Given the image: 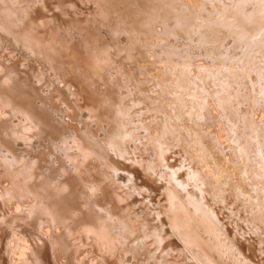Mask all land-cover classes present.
<instances>
[{
  "label": "rangeland",
  "instance_id": "rangeland-1",
  "mask_svg": "<svg viewBox=\"0 0 264 264\" xmlns=\"http://www.w3.org/2000/svg\"><path fill=\"white\" fill-rule=\"evenodd\" d=\"M10 1H11V3H10ZM0 0V5H1V8L3 9V10H5V9H7L8 10V8H9V10L7 11V10H5V11H7L8 12V14H10V12L12 11V10H16V12H19V10L21 9H19V7H20V3H19V0H15V1H17V2H15L14 0ZM13 1V2H12ZM22 1H25V0H22ZM32 1H35V0H32ZM31 0L30 1H25V3L24 2H22V7H23V13H25V16L27 17V16H30V13H31V17L30 18H26V20H25V22H23V24H22V26L24 27V29L26 28V31H28V32H26L27 33V38H26V42L29 44V47H28V49H27V61L28 62H30V61H32V60H30V59H33L34 61H32V62H30V63H28L27 62V64H31V63H33V65L32 66H34L33 68H36V67H38V68H36V69H34V71H33V69H32V71H31V69L30 68H28L29 66L26 64V60L24 59V60H22V62H21V60L18 58V53H19V47H17L15 50L13 49V50H10L11 48L10 47H13V48H15L14 46V43L13 42H11L12 40H10V39H5L4 37L2 38L1 36H0V54H1V56H0V59H3L4 61H5V63H10V61H11V63L10 64H12V62H14V61H16V63H18V61L17 60H19V63L18 64H20L19 66H18V64H16V67L18 68V69H16V70H20L21 69V67H22V69L21 70H23V71H26V72H31V73H33L34 74V76L35 77H33L34 79H36L35 81H37V78H36V76L39 74V72L37 73L36 71H42V67H40L42 64H41V62H37L36 61V59H35V56H34V54L35 55H38L39 56V54H41V50H42V48H40V46L39 45H42L43 47H45L46 48V50L48 49V51H50L51 49V51H53L54 50V52L56 51V53H57V51H58V53L59 52H65V54H67L68 55V53H66V51L68 50L69 51V55H70V57H68V58H66L67 57V55L65 56V58L69 61V59H72V57L75 55V52H78V53H76L78 56L80 55V54H82V60H84L85 61V58L84 57H86V55H87V64L89 63V65H92L91 67L93 68V69H91V70H95L94 72H92V74L94 75H92L94 78H96V82L97 81H99V79L97 80V76L95 77V73L98 75V77L100 78V80L102 81V79L105 81V79H106V81H107V78H109V76L111 75V77L109 78V82H107V83H109V85L114 89V87L118 90V91H120L119 93H120V95H122V97H124V95H125V97L123 98V101H122V104H123V107L124 106H126V108H129L130 109V113H129V116L130 117H132L131 118V123H133L135 126V128H137L138 129V131H137V134H136V137H142L141 138V143L140 144H138L137 145V148H135V154L137 153H139L137 156L139 157V159H144L143 161H153L152 159H154L153 158V155H154V152H153V155H152V148H153V144H151V143H146V140H145V146H143L142 144H144V138L146 139V137H154V135H156V137L158 136V134L159 135H161L162 137H164V135L166 134V137L165 138H163L164 140L168 137L169 138V140L168 139H166V140H168V141H171L172 143H170V142H166V141H164L163 143L165 144V142L167 143V144H165L166 145V150L168 151L169 149H168V146H170L169 148L171 149L172 147L171 146H174L173 148V150L171 149V151H173V152H170L169 153V155H168V157H170V158H174V160L173 159H171V161H169L170 160V158H169V160H168V165L169 166H171V167H173V170H174V172H176L175 174H174V172L173 173H169L170 174V177H169V175H167V173H166V175L165 176H168V177H165L166 179H167V181L169 182V180H170V178L172 177V175L174 174V177L175 178H177V179H175L174 178V180H173V183H172V181H170L169 183H167V181L165 180V178H163L164 180H162L161 179V182H158V183H160V185L162 186H160L161 188L160 189H158V190H156L155 192L153 191L152 193H155L154 194V198L152 199L154 202L152 203V200H151V202L149 201V197L148 196H141V195H143L142 193H140V195L137 193V192H135V193H133L135 196L134 197H137L138 199L139 198H143L144 200L145 199H147V197H148V200H146L145 202H148V204H149V206L151 207V208H154V209H156L155 207H153V204H154V206H157L158 204V210L156 209V214L158 215V216H160V219H161V221H162V224H163V229H165L164 230V236H163V246L165 247V245L167 244V246L170 244V245H172V246H168V248L170 249V251L171 252H173V253H170L169 252V249L168 248H164V247H162L161 249L162 250H164V252L161 250V251H156V254L155 255H157L158 254V256L159 257H161L162 259H164V263L165 264H173V262L174 261H176V262H179L180 260V262L179 263H177V264H187L188 262H190V263H188V264H197L198 263V260H199V263L198 264H202L204 261L203 260H206V259H208L209 260V257H206V253H209V252H206L205 253V247H207L208 245V242L209 241H211L210 240V236H212V238L214 239L213 240V242L212 243H214V241L216 240V242L218 243H220L221 242V239H224V240H222V242H225L226 243V246H224L225 245V243L223 244L222 242H221V244H219V246L217 245V244H211V242H210V244H211V247L213 246V248H212V251L211 252H213V249H214V252L216 253H214L213 252V254H215L214 256L216 257L217 255L220 257H216V258H218V259H216L215 257H214V260H215V262L217 263V264H233V262H231V260L232 261H234V264H253L252 262H254V264H264V146H263V139H264V0H127V2H128V4L129 5H133V6H130L129 7V9L127 10V8H128V4L126 3V0H107V1H105V0H99L100 2L101 1H104V3H103V5H102V3H101V6H98L99 4H100V2L99 1H97V0H66V1H69L70 3H66V1L65 0H61V2L64 4L63 6H66V8L69 6V8L67 9V10H72V13L74 12L75 13V15H74V13L72 14V16H74V18L76 19L77 17L76 16H78V18H77V24H75V22H72V21H69L68 19L69 18H67L66 16H62V11L60 10L61 8H60V6H59V8L58 7H56V6H58V4L60 5V0H50L49 2H47L46 0H43V2H41L42 0H40V2H39V0L37 1L38 3H40L39 5L37 4V2H34V3H32V4H35L36 3V5H31V7L30 6H28L29 4H31L30 2H32ZM45 1V2H44ZM162 1H164V2H162ZM26 2H28L27 4H26ZM54 2V3H53ZM72 2H73V4H72ZM78 2V3H77ZM99 2V3H98ZM106 2V3H105ZM122 2H123V4H124V2L126 3L124 6H123V4H122ZM131 2V3H130ZM10 3V6L8 5ZM19 3V4H18ZM41 3H43V4H41ZM44 3H46V5L44 4ZM51 3H53L54 4V7L55 8H58L59 10H57V9H55V8H53V4L50 6V4ZM57 3V4H56ZM61 3V4H62ZM74 3H75V5H74ZM80 3V4H79ZM98 3V5H96ZM114 3V4H113ZM133 3V4H132ZM137 3V4H136ZM16 4L18 5V6H16ZM56 4V5H55ZM69 4V5H68ZM78 4V5H77ZM106 4V5H105ZM119 4V5H118ZM142 4V5H141ZM145 4V5H144ZM14 5H15V9H14ZM41 5H45L46 6V9L49 11V9H50V11H49V15H48V11H45V7H43V6H41ZM68 5V6H67ZM96 5V6H95ZM7 6V7H6ZM28 6V7H27ZM35 8L36 6L38 7V9L36 8L35 9V11L33 12V10H34V8ZM41 7V9H40V7ZM47 6H49V7H47ZM72 6H75V10H74V8L72 9ZM125 6L127 7V8H125ZM145 6V7H144ZM11 7H12V9H11ZM42 7H43V9H42ZM51 7V8H50ZM77 7H79L80 8V10H82L81 12L83 13H81L82 14V16H81V21H80V13H79V8H77ZM89 7V8H88ZM96 7H101L100 9H107L106 7H108V9H107V11L105 10H100L99 9V11H102V12H99L98 11V8L96 9ZM102 7H104V8H102ZM124 7V8H123ZM132 7V8H131ZM137 7V8H136ZM17 8V9H16ZM24 8H25V10L26 11H24ZM63 8H65V7H63ZM148 8H150V9H148ZM29 9V10H28ZM54 9V10H53ZM79 11H78V10ZM94 9H95V11H94ZM114 9V10H113ZM117 9V10H116ZM123 9H125L126 10V12H125V16L123 15V12L125 11H122ZM148 9V10H147ZM52 10V11H51ZM96 10H97V12H98V15H96L95 16V14H97V12H96ZM115 10L117 11L116 13L118 14V16L115 14ZM119 10V11H118ZM143 10V11H142ZM150 10H152V11H150ZM28 11H30V12H28ZM32 11V12H31ZM36 11H38V12H36ZM42 11H44V12H42ZM57 11V13H55ZM61 13V15H60V13ZM77 11H78V14H77ZM90 11H91V13H90ZM104 11V12H103ZM120 11L122 12L121 13V15L119 14L120 13ZM128 11H130V13H127ZM26 12H28V13H26ZM42 12V13H41ZM94 12H96L95 14H93ZM109 12V13H108ZM119 12V13H118ZM152 14H151V13ZM165 12H168V13H165ZM33 13H35L34 15H36L37 13H38V15H40V13H41V15L44 13V15H40V16H38V15H36V17L38 16L39 18H41V19H39L38 17L36 18V17H34V15H33ZM99 13H102L101 15H99ZM161 13H162V15H161ZM29 14V15H28ZM77 14V15H76ZM85 14V15H84ZM94 15V17H93V15ZM106 14V16H104ZM127 14H129V15H127ZM132 14V15H131ZM160 14V15H159ZM164 14H165V16H164ZM166 14H168V15H166ZM52 15V16H51ZM91 16V17H89V23H87L86 21H88V19H87V16ZM107 15H110L109 17L107 16ZM120 15V16H119ZM123 15V16H122ZM128 17H127V16ZM10 16H11V14H10ZM44 16H46L45 17V19L42 21V19L44 18ZM54 16V17H53ZM98 16V17H97ZM102 17L103 19H105V21L103 22L102 20L103 19H101L100 17ZM137 16H139L138 18H137ZM141 16V17H140ZM143 16V17H142ZM165 18H164V17ZM13 17V16H12ZM55 18L54 19V21H55V23H54V21L52 20L53 18ZM97 18V20H100L101 19V21H100V25H101V27H100V25L98 26V25H96L95 23H94V20H92L93 18ZM104 17H106V18H104ZM121 17H124L125 19H128L129 18V20H126L125 21V19L124 18H122V19H118V18H121ZM132 17V18H131ZM92 18V19H91ZM100 18V19H99ZM134 18H137V20L135 21V19ZM34 19V20H33ZM37 19L39 20V21H37ZM71 19V18H70ZM87 19V20H86ZM106 19L108 20L107 21V25H108V22L109 21H111V24L110 25H113V26H119V27H121L122 28V32L123 33H121L120 34V37H119V39H120V41L121 42H124V43H127V42H131V40H128L129 39V37H130V39H132V40H134V42L136 43H132L133 45L135 44V50H133V54H134V56L135 57H137V58H135L136 59V61H135V65L137 66L138 65V69H137V76H140V78H139V83H141V87L143 88V89H141V92H139L138 94H137V85H136V83L134 82V81H132L133 79H132V75H131V73H132V70L131 69H128V67H125V66H128V63H125V62H123V64L122 63H120L119 61H118V64H117V57L115 56V55H113L114 54V52H113V50H111L112 48H110V45H111V43L109 42V38H108V40H107V38H106V36H107V33H106V35L104 34V31H105V27H106ZM115 19V20H114ZM117 19V20H116ZM124 19V20H123ZM131 19V20H130ZM132 19H133V21H135V26H138L136 29H135V26H134V29L132 30V31H136V33H134V32H132L130 29H127V28H130V27H132V26H130V22H131V25L134 23L133 21H132ZM165 19V20H164ZM29 20V21H28ZM31 20H33V21H31ZM35 20H36V22L38 23L37 25L39 26V27H37V26H35L36 25V22H35ZM86 20V21H85ZM120 20V21H119ZM142 20V21H141ZM146 20H148V21H146ZM150 20V21H149ZM12 21V20H11ZM10 20L8 21V23L10 24V26L11 27H15V28H17L18 29V26L16 25V24H14L15 22H11ZM31 21V22H30ZM50 21V22H49ZM67 21V22H66ZM113 21V22H112ZM124 21V22H123ZM129 21V22H128ZM35 23V24H33V23ZM39 22H40V24H41V26L43 27L44 25L43 24H45V25H47L49 28H51V25L53 26L52 28L54 29V30H56L57 28L59 29L58 31L59 32H55V31H52V28L51 29H46L47 28V26H44V28L46 29V31L48 30V32H46L45 31V29H43V28H41L40 29V24H39ZM49 22V23H48ZM78 22H80V23H78ZM86 22V23H85ZM116 22H123V24H124V26L122 27V26H120L121 24L120 23H118V24H115ZM138 22H140V23H138ZM142 22V23H141ZM146 22H148V23H146ZM24 23H26V24H24ZM27 23H30V24H27ZM54 23V24H53ZM56 23H58V25L56 24ZM61 25H60V24ZM70 23H72L71 24V26L69 25ZM82 23H84L85 25H88L87 27L86 26H83L82 27V25H84V24H82ZM113 23V24H112ZM126 23H128L129 24V26H126L127 24ZM144 23V24H143ZM146 23V24H145ZM151 25H150V24ZM153 23H154V25H153ZM64 24V25H63ZM81 26H80V25ZM126 24V25H125ZM27 25H29V26H32L33 27V31H34V29H35V27L37 28V29H35L37 32H38V34H40V35H38V34H36L35 32L36 31H32V28L31 27H28ZM57 25V26H56ZM78 26H80V27H78V29H77V27ZM89 25L91 26V29L92 30H89L90 29V27H89ZM103 25H105V26H103ZM26 26V27H25ZM35 26V27H34ZM62 26V27H61ZM72 26H74V27H72ZM92 26H93V28H92ZM102 26H103V28H102ZM126 26V27H125ZM139 26H142V27H139ZM20 27V26H19ZM55 27V28H54ZM57 27V28H56ZM61 27V28H60ZM84 27H85V29H88V30H86V31H83V29H84ZM152 27V28H151ZM154 27V28H153ZM31 28V29H30ZM74 28V29H73ZM83 28V29H82ZM95 28H97L96 30H95ZM100 30H99V29ZM146 28V29H145ZM157 28V29H156ZM39 29V30H38ZM61 29V30H60ZM66 29V30H65ZM84 29V30H85ZM94 29V30H93ZM102 29V30H101ZM143 29V30H142ZM150 29V30H149ZM49 30H51L52 32H50L49 33ZM65 30V31H64ZM77 30H78V33H77ZM101 31L100 32V34H99V31ZM131 31L132 32V34H131V32H130V34L128 33L129 31ZM152 30V31H151ZM159 30V31H158ZM161 30V31H160ZM165 30V31H164ZM41 31V32H40ZM60 31H62V33L60 32ZM67 31V32H66ZM79 31H81V32H79ZM83 31V32H82ZM94 31H95V33H94ZM98 31V32H97ZM103 31V32H102ZM32 32V33H31ZM43 32H46V33H49V34H51V35H49V37L46 35V33H44V35L42 34ZM156 32V33H155ZM56 35H55V34ZM58 33V34H57ZM59 33L61 34V35H59ZM63 33H65L66 35H67V37L65 38V36H62L63 35ZM73 35H72V34ZM80 33H82V34H80ZM93 33H94V35H93ZM125 33H126V35H125ZM147 33V34H146ZM161 35H160V34ZM167 33V34H166ZM29 34V35H28ZM52 34H54V37H53V35ZM64 34V35H65ZM87 34V35H86ZM98 34V35H97ZM164 34V35H163ZM34 35H38L39 37L38 38H40V39H37V37L36 36H34ZM44 36V38H43V36ZM70 35V36H69ZM85 35V36H84ZM89 35V36H88ZM93 35V36H92ZM97 35V36H96ZM104 35V37H102V39L104 38H106V41L103 39L102 41H105V44H106V46L107 47H109L110 48V50L112 51V55H111V53L108 55L107 54V52L109 51V52H111L110 50H109V48H107L106 46H105V44H103L104 42H102V41H100V39L99 38H101V36H103ZM126 37H125V36ZM132 35V36H131ZM135 35H136V37H135ZM160 35V36H159ZM165 35H167V36H165ZM48 38H47V37ZM50 36H52V39H54V40H51V39H49L50 38ZM56 36V37H55ZM69 36V37H68ZM83 36H84V38H83ZM88 36V37H87ZM98 37L97 39H95L96 37ZM123 38H122V37ZM141 36V37H140ZM148 36V37H147ZM57 37H60L61 38V40H59L60 38H58L57 39ZM64 37V39H65V41L62 39ZM72 38V40H69V39H71ZM94 37V38H93ZM47 38V39H46ZM69 38V39H68ZM90 38V39H89ZM30 39V40H29ZM35 39V40H34ZM49 39V40H48ZM69 41H67V40ZM124 39H126L127 40V42H126V40H124ZM142 39V40H141ZM153 39V40H152ZM157 39V40H156ZM171 39V40H170ZM7 40V41H6ZM9 40V41H8ZM55 40H57L56 42H55ZM74 40V41H73ZM84 40V41H83ZM88 42H87V41ZM91 40H93L91 43H90V41ZM138 40V41H137ZM43 41V42H42ZM53 41L55 42V44L53 43ZM62 42V44H60V46H63L62 48L60 47V46H58L57 47V45L60 43V42ZM65 42V45L63 44L64 42ZM79 41V42H78ZM97 42L98 43V41H99V43L98 44H100V43H102V44H100V46H102L103 45V47H101L102 48V50H104L105 52H106V55L104 54L105 52H102L101 50V53H97L96 54V51L97 50H99V49H93V47L95 46H98L97 48H100V46L97 44V43H93V42ZM142 41V42H141ZM145 41V42H144ZM40 42H42V43H40ZM59 42V43H58ZM68 42V43H67ZM71 42V43H70ZM75 42V43H74ZM77 42V43H76ZM80 42H81V45H80ZM83 42H84V44H83ZM107 42V43H106ZM109 42V43H108ZM158 42V43H157ZM12 43V44H11ZM50 43V44H49ZM53 43V44H52ZM68 45H67V44ZM69 43L71 44V46H74L75 44H77V45H75V47H73V49L75 48V50H77V51H75V50H73L72 48H71V46L69 45ZM92 43H93V46H92ZM138 43V44H137ZM33 44V46H31ZM37 44H39L37 47L35 46V45H37ZM48 44V45H47ZM80 46H79V45ZM83 44V45H82ZM91 44V46H89ZM160 44V45H159ZM8 45V48L6 47ZM10 45H12V46H10ZM85 45V46H84ZM159 45V46H158ZM10 46V47H9ZM30 46L34 49H32L33 50V52H32V50L31 51H29L30 50ZM79 46V47H78ZM81 46H83V47H81ZM40 48V50H39V48ZM55 47H56V49H55ZM68 47V48H67ZM89 47V49H87ZM104 47H106V48H104ZM141 47V48H140ZM10 48V49H9ZM65 48V49H64ZM77 48V49H76ZM79 48L81 49V50H79ZM140 48V49H139ZM38 49V50H37ZM60 49V50H59ZM67 49V50H66ZM85 49V50H84ZM87 49V50H86ZM137 49H139L138 50V52H137ZM145 49V50H144ZM62 50V51H61ZM96 50V51H95ZM11 51V52H10ZM84 52V53H80V52ZM88 53H87V52ZM91 51H95V52H93V54L95 53L96 55H94V56H98L99 57V60H97V62H95V60L96 59H98V57H95V60L93 59L94 57H93V54H92V52ZM31 52V53H30ZM70 52H72V55H71V53ZM97 52H99V51H97ZM146 52V53H145ZM148 52V53H147ZM74 53V54H73ZM86 53V54H85ZM91 53V54H90ZM85 54V55H84ZM106 56L105 57V59L107 60V62H106V60L104 59H102V58H104L103 56ZM137 54V55H136ZM141 56H140V55ZM163 54V55H162ZM68 55V56H69ZM83 55H84V57H83ZM91 55V56H90ZM145 55V56H144ZM8 56V57H7ZM88 56L90 57V59L88 60ZM113 56V57H112ZM10 57V58H9ZM12 57H13V60H11L12 59ZM80 57V58H81ZM92 57V58H91ZM100 57H101V61H104V62H100L99 63V61H100ZM110 57V58H109ZM140 59H139V58ZM108 58V59H107ZM146 60H145V59ZM30 61H29V60ZM91 59H93V61H91ZM112 59V60H111ZM63 60V59H62ZM66 60V61H67ZM116 60V61H115ZM141 60V62H139ZM110 61V63H111V65L109 66V64L110 63H108ZM146 61H147V63H146ZM162 61H163V63H162ZM181 61V62H180ZM21 63H22V65H21ZM59 63H60V61H59ZM100 65H99V64ZM106 63L108 64L107 66H105L106 65ZM138 63V64H137ZM167 63V64H166ZM38 64H40V65H38ZM95 66H94V65ZM98 64V65H97ZM117 64V65H116ZM144 64V65H143ZM25 65H27L26 67H23V66H25ZM97 65V66H96ZM120 65V66H119ZM121 65H122V67H121ZM125 65V66H124ZM145 65H147V66H145ZM150 65H151V67H150ZM179 65V66H178ZM2 66V65H1ZM21 66V67H20ZM94 66V67H93ZM99 66L101 67V68H99ZM113 66H115V67H117V68H114ZM56 66H54V68H55ZM58 67V66H57ZM57 67L55 68V69H57ZM104 67V68H103ZM120 67V68H119ZM148 67V68H147ZM150 67V68H149ZM171 67V68H170ZM20 68V69H19ZM99 68V69H98ZM110 68H111V70H110ZM121 68H123V69H121ZM144 68V69H143ZM38 69V70H37ZM108 69V70H107ZM30 70V71H29ZM98 70V71H97ZM106 70H107V72H106ZM116 70V71H115ZM121 70V71H120ZM128 70V71H127ZM141 70V71H140ZM48 71H51V70H48ZM47 70H45V72L47 73L48 72ZM104 71V72H103ZM110 71V72H109ZM125 71V72H124ZM154 71H155V73H154ZM171 71V72H170ZM35 72V73H34ZM100 72V73H99ZM105 72H106V74H105ZM114 72V73H113ZM143 72V73H142ZM149 72V73H148ZM36 73H37V75H36ZM44 74L45 75V77L47 78L48 76H49V78H50V75H51V73L55 76H53V78H51V79H53V81H51V79H50V82L53 84L54 82L56 83V84H51L50 85V88H54V90H55V92H56V94H57V92H59L60 94H58L57 96H55L56 98V100H55V103L56 104H58V105H62L63 103L64 104H67L68 106H69V108H70V110H71V112L73 111V114L71 115V117H73L72 119H74V120H71V121H73L72 123L74 124V126L75 127H77L78 128V130L80 129L81 130V128L80 127H85V124H86V121H91L90 119H89V114L92 112L91 111V109H92V107H91V105H89V110H90V112H89V110L87 111V108H85V107H83V106H86V105H84L83 103H87L86 102V98L84 97V101H83V99H80V98H83V96L82 97H80V95H81V92L79 93V89H77L78 87H76V86H71L72 85V83L70 84L69 82L68 83H66L65 84V82H66V79L65 78H63V79H61V82L63 81V84H61L60 83V79L59 78H57V71H55V70H53L52 69V71L51 72H49V73H47V74ZM110 73V75H108ZM128 73V74H127ZM166 73V74H165ZM178 73V74H177ZM102 74H103V76H102ZM113 74V75H112ZM139 74V75H138ZM141 74V75H140ZM146 76H144V75ZM176 74V75H175ZM40 75V74H39ZM57 75V76H56ZM106 75V76H105ZM119 75H120V77H119ZM148 75V76H147ZM52 76V75H51ZM102 76V77H101ZM115 76V77H114ZM126 76V77H125ZM151 76H153V77H151ZM170 76V77H169ZM119 77V78H118ZM128 77V79H126ZM150 77V78H149ZM181 77V78H180ZM184 77V78H183ZM49 78H47V79H49ZM54 78L57 80V81H55L54 80ZM105 78V79H104ZM119 80H118V79ZM126 80H125V79ZM111 79V80H110ZM132 79V80H131ZM150 79V80H149ZM162 79V80H161ZM176 79V80H175ZM59 80V81H58ZM115 80V81H114ZM128 80V81H127ZM130 80V81H129ZM147 80V81H146ZM167 80V81H166ZM180 80V81H179ZM34 80H31V82H34V84H36V85H38V86H40V84L39 83H37V82H35ZM105 81V82H106ZM113 82V84H111L112 82ZM149 81V82H148ZM158 81V82H157ZM179 81V82H178ZM184 81V82H183ZM58 82V83H57ZM122 83V85H120L121 83ZM148 82V83H147ZM173 82V83H172ZM6 83V81H5V79L3 80V79H0V84H2V85H4ZM101 83H103V82H101ZM150 83H152L151 85H150ZM159 84V86H158V84ZM61 84V87H62V85H63V87L62 88H60V86H58V85H60ZM65 84V85H64ZM114 84H118L117 86L115 85L114 87H113V85ZM153 84H155V85H153ZM96 85H98L97 86V88H98V90H101V88L100 87H102V85L103 84H101L100 85V81L98 82V84L96 83ZM119 85H120V87H119ZM126 85V86H125ZM148 85V86H147ZM176 85V86H175ZM59 88H58V87ZM70 86H71V88H70ZM135 88H134V87ZM146 86H147V88H146ZM56 87V88H55ZM73 87V88H72ZM74 87H76V88H74ZM145 87V88H144ZM156 87V88H155ZM164 87V88H163ZM169 87V88H168ZM174 87V88H173ZM42 88H43V90H42ZM42 88H40L39 87V90H40V92L42 93V91H44V87H42ZM67 88V89H66ZM70 88V89H69ZM100 88V89H99ZM120 88V89H119ZM123 88V89H122ZM154 88V89H153ZM158 88V89H157ZM166 88H168V89H166ZM1 89L4 91L5 90V88H3V87H1ZM61 89H63V90H68L67 91V95L64 93V92H66V91H64L63 92V90H62V92H61ZM73 89V90H72ZM77 89V90H76ZM132 89V90H131ZM155 89H156V91H155ZM161 89V90H160ZM116 90V91H117ZM134 90V91H133ZM173 90V91H172ZM73 91H76V93L75 92H73ZM77 91H78V93H77ZM46 92V91H45ZM71 92H73V93H71ZM165 93V94H161V93ZM182 92V93H181ZM145 93V94H144ZM159 95H158V94ZM170 93V94H169ZM177 93H179V94H177ZM68 94H69V96H68ZM74 94H77V97H78V99H77V97H76V95H74ZM80 94V95H79ZM129 94V95H128ZM134 94H135V97H134ZM144 94V95H143ZM175 94V95H174ZM43 95L45 96V95H47L46 93H43ZM49 95V94H48ZM138 95V96H137ZM148 95H150V96H148ZM168 95V96H167ZM140 96V97H139ZM173 96V98H171ZM59 97V98H58ZM61 97V98H60ZM69 97H70V99H69ZM149 97V98H148ZM64 98L66 99V98H68L67 99V101L66 100H64ZM130 98V99H129ZM139 99V101H138V99ZM146 98V99H145ZM152 98V99H151ZM160 98V99H159ZM163 98V99H162ZM209 98V99H208ZM58 99V100H57ZM61 99V100H60ZM79 101V99L81 100V102L79 103L77 100ZM175 99V100H174ZM2 100V101H1ZM76 100V101H75ZM132 100V101H131ZM141 100H142V102H141ZM150 100H151V102H150ZM163 100V101H162ZM3 101H5L4 99H1L0 98V102H2L3 103ZM58 101V102H57ZM61 101V102H60ZM66 101V102H65ZM88 101V100H87ZM153 101V102H152ZM175 101V102H174ZM184 101V102H183ZM69 102V103H68ZM71 102H72V104L74 105H69V104H71ZM76 102H78V104L76 103ZM135 102V103H134ZM164 102V103H163ZM170 102V103H169ZM0 104V110L2 111H0V114L2 115V113H3V115L2 116H4L5 118H7V120L8 121H6V119L5 118H2V116L0 117V127H3L4 128V126H5V123H7L6 125H8V128H7V126L5 127V130L3 129V128H0V140H2L3 142H0V151H2V152H0V166H1V168H3V170L1 169L0 170V196L1 197H3V199H1V197H0V199L2 200V201H0V203L2 202V204H1V206H0V215H1V217L0 218H3L4 220H8L9 219V221H7V222H9V223H6L5 225H4V229L1 231V226H0V264L3 262V264H18V263H20V264H36L37 263V261L34 259V258H30L28 255H27V253L30 255L31 254V256L33 255H35L34 257H36V256H38V257H41V258H46L47 260V262L45 261V259H44V264H63V263H65L64 262V260H67V255L69 254V253H71V254H73L72 255V257H73V262H76V261H78V262H80V263H77V264H97V262H100V259L102 260V258H103V255L102 254H99V253H97V252H95L94 251V248L91 246V245H85V243L83 244L82 242H81V239H80V233H78L79 231V227H77V228H74L73 229V227L71 226V224L73 223L72 221H74L73 219H67L66 221H64V220H57V219H51V220H49V218L48 217H46V215H41L42 213H41V211L39 212V211H37L38 212V214H37V216H38V219H37V216H36V218L34 217V218H32L33 217V213H35L36 212V208H34L33 207V202H34V204H35V201H36V196L34 195L33 197L31 196L32 194H30V193H28L27 191V196H26V193L24 194L26 197H24L22 194L23 193H21L20 191H19V189H18V183H19V181L20 182H23V184H27V182L29 181V179H30V182L32 181V180H38V181H40V179H41V176L42 177H45V176H47L48 174H49V169L52 171V176L54 175V177H56V178H58V176H59V178L60 179H63L67 174L69 175L70 173H69V171L72 169V167H71V165H73L75 162H76V164H74V169L73 170H75V171H71V172H73L72 174H70V175H75L76 177L79 175V174H81V170L82 171H84L85 170V172H89V173H85L86 175H87V177L88 178H86V176H85V174H83L82 173V175H84V177L86 178H84V180L88 183L89 182V179H90V181H91V183L89 182L88 184L89 185H91V186H86V187H84V189L86 188L87 189V187H88V191L90 192V189L89 188H91V192H93V194L95 195V196H91L92 197V204H94L95 205V208H97V212L96 213H100V211L101 212H105V213H107V212H110V209H109V204H108V202L106 203V201H109L107 198H111L112 197V195H110L111 193H109V191H107V193L106 194H108L109 193V195H107L108 197L106 198V197H104L103 198V200H101L102 198L100 197V196H102L103 195V193L100 191V190H97V191H99L100 193L98 194L97 193V191L96 192H94L95 191V189H99L100 187H102L103 185H102V182H103V184H106V181H102L103 179H101V178H103V176L102 175H104V179L105 180H109V179H107V178H109V177H107L106 176V174L105 173H103V172H101L102 170H101V168H99V165H95V161L94 160H88L87 159V157L84 159V156L83 155H81L80 156V154H82V153H80V151L78 150V147H77V144H75L73 141H69L68 140V142H66V144L65 145H63L65 142L64 141H67V139L68 138H65L66 136V132L65 131H63L62 130V132H59L60 134H57L56 135V138L55 139H53V140H51V141H49V142H47L46 140H47V138H49L50 139V137L49 136H47L46 134H44L42 131L40 132V131H37L38 129H37V124L34 122V123H30L31 122V120L30 119H28L22 112H20V111H18L16 108L14 109L9 103H7V102H4L3 104ZM60 103V104H59ZM62 103V104H61ZM127 103V104H126ZM134 103V104H133ZM139 103H142V104H139ZM186 103V104H185ZM9 104V105H8ZM83 104V105H82ZM88 104V103H87ZM133 104V105H132ZM138 104H139V106H138ZM199 104V105H198ZM80 105H82L81 106V108H80ZM148 105V106H147ZM157 105H158V107H157ZM164 107H163V106ZM196 105V106H195ZM3 106V107H2ZM5 106H6V108H5ZM71 106V107H70ZM76 106V107H75ZM88 106V105H87ZM86 106V107H87ZM128 106V107H127ZM136 106V107H135ZM144 106H146V110L147 109H149V110H145V107ZM177 106V107H176ZM204 106V107H203ZM77 108V107H79V108H77L78 110H80L79 112H80V114H79V112H75V108ZM132 107V108H131ZM134 107V108H133ZM160 107V108H159ZM188 107V108H187ZM190 107V108H189ZM202 107H203V109H202ZM5 108V109H4ZM73 110H72V109ZM85 108V109H84ZM140 108H142V109H140ZM151 108V109H150ZM155 108V109H154ZM171 108V109H170ZM192 108V109H191ZM225 108V109H224ZM11 111H10V110ZM46 109H50V107H47ZM82 109V110H81ZM140 111H139V110ZM161 109V110H160ZM14 110V111H13ZM16 110L18 111V113L19 114H16L17 112H16ZM153 110V111H152ZM156 110V111H155ZM190 112H189V111ZM216 110V111H215ZM229 110V111H228ZM85 111V112H84ZM135 111V112H134ZM137 111V112H136ZM149 111H150V113H149ZM167 111V112H166ZM175 111V112H174ZM184 111V112H183ZM221 111H222V113H221ZM231 111V112H230ZM16 112V113H15ZM87 112H89V114L87 113ZM140 112V113H139ZM158 112V113H157ZM169 112H171V113H169ZM178 112V113H177ZM181 112V113H180ZM198 112V113H197ZM203 112V113H202ZM224 112V113H223ZM7 113H9L8 114V117H7ZM79 114V115H77V114ZM87 113V114H86ZM95 113V112H94ZM152 113V114H151ZM174 113H175V115H174ZM197 113V114H196ZM208 113V114H207ZM227 115H226V114ZM5 114V115H4ZM83 114H85L84 116L86 117L87 115H88V117H86V118H88V119H86V121H85V117L84 116H81V115H83ZM93 116H95L94 114H93V112L91 113ZM155 114V115H154ZM181 114V116H179ZM186 114V115H185ZM193 114V115H192ZM198 114H200V115H198ZM202 114H204V115H202ZM214 114V115H213ZM223 114H225V115H223ZM22 115H24V116H22ZM135 115L137 116L136 118H139V119H136L135 118ZM158 115V116H157ZM172 115V116H171ZM223 115V116H222ZM55 117L56 118V114H54V115H52V117ZM57 116H58V114H57ZM80 117L81 116V118H78V117ZM168 116V117H167ZM179 116V117H178ZM183 116V117H182ZM209 116V117H208ZM212 116V117H211ZM232 116V117H231ZM18 117H20V118H18ZM53 117V118H54ZM165 117V118H164ZM184 117H185V119H184ZM205 117V118H204ZM224 117V118H223ZM2 118V119H1ZM75 118H76V121H75ZM159 118V119H158ZM179 118H180V120H179ZM183 118V119H182ZM214 118H216V119H214ZM222 118V119H221ZM228 118V119H227ZM80 119V120H79ZM91 119L93 120V122H91V125H92V128L94 127L93 125H95V124H92V123H94V120L96 121V118L95 119H93V117L91 116ZM166 122V123H164V121ZM170 119H171V121H170ZM188 119L190 120L191 119V121H188ZM214 119V120H213ZM225 119V120H224ZM1 120H5V123L4 124H2V122L3 121H1ZM11 120V121H10ZM26 120H28L27 122H25ZM30 120V121H29ZM79 120V121H78ZM168 120V121H167ZM209 120V121H208ZM212 120V121H211ZM229 120V121H228ZM232 120V121H231ZM84 122V123H82V122ZM88 121V122H89ZM135 121H138L140 124H142L143 123V125L144 126H142L141 127V125L139 126L140 128H138L137 127V122H135ZM153 121H156V122H153ZM170 121V122H169ZM184 121V122H183ZM213 121H215V122H213ZM217 121V122H216ZM8 122H9V124H8ZM29 122V123H28ZM146 124H145V123ZM153 122V123H156L157 124V126H158V128H154V125H151V123ZM192 122V123H191ZM199 122H200V124H199ZM204 122H206V123H204ZM80 123V124H79ZM82 123V124H81ZM149 123V125H147ZM152 123V124H153ZM161 123H164V124H161ZM167 123H169L168 125H166ZM187 123H188V125H187ZM213 125H212V124ZM215 123V124H214ZM225 123V124H224ZM230 123V124H229ZM10 124H11V126H10ZM30 124H32V127H31V125ZM77 126H76V125ZM84 124V125H83ZM177 124H180V126L178 127L177 126ZM190 124V125H189ZM222 124H224V125H222ZM2 125H4V126H2ZM78 125H79V127H78ZM90 125V126H91ZM148 127H147V126ZM160 125V126H159ZM164 125V126H163ZM188 127H187V126ZM231 125V126H230ZM13 126V127H12ZM14 126H16V127H14ZM18 126V127H17ZM29 126V127H28ZM86 126H87V124H86ZM132 127H130L129 126V130L130 129H132L133 128V125H131ZM151 126H153V127H151ZM157 126H155V127H157ZM164 128H163V127ZM167 126H168V128H167ZM227 126V127H226ZM12 127V128H11ZM26 127V128H25ZM32 128V129H29V128ZM33 127H36V129H34ZM83 127V128H84ZM143 127H145V129L147 130L148 128H151V130H149V131H151V132H149L148 131V134H146L145 133V130L144 129H142ZM159 127L162 129V130H164V132L163 133H161V132H159L158 133V129H159ZM172 129H170V128ZM185 127V128H184ZM205 127V128H204ZM11 128V129H10ZM13 128H15V129H13ZM19 128H21V129H19ZM24 128H25V130H24ZM83 128H82V130H83ZM95 128V127H94ZM165 128H167V130L165 129ZM194 128V129H193ZM211 128V129H210ZM20 131L21 130V132L19 133L18 131ZM27 129H29V131L27 130ZM152 129L154 130V131H152ZM161 129H159V131H162ZM179 129V130H178ZM191 129V130H190ZM225 129V130H224ZM230 129V130H229ZM14 130V131H13ZM31 130V131H30ZM33 130V131H32ZM142 130V131H141ZM169 130V131H168ZM175 132H174V131ZM224 130V131H223ZM228 130V131H227ZM26 131V132H25ZM157 131V132H156ZM172 131V132H171ZM186 131V132H185ZM190 131V132H189ZM5 134H3V133ZM17 132V133H16ZM29 132H31V133H29ZM63 132H65L64 134H63ZM139 132V133H138ZM166 132V133H165ZM170 132V133H169ZM177 132V133H176ZM182 132V134H180ZM9 135H7V134ZM11 133V134H10ZM36 133H37V135H36ZM39 133V134H38ZM142 133H144L145 134V136H143L144 134H142ZM161 133V134H160ZM172 133V134H171ZM183 133H184V136H183ZM222 133V134H221ZM225 133H227V134H225ZM16 134V135H15ZM21 134H23V135H21ZM34 134V135H33ZM43 134V135H42ZM163 134V135H162ZM181 136H183V137H181L182 139H183V141H182V139L180 138V135ZM193 134V135H192ZM207 134V135H206ZM214 134V135H213ZM216 134V135H215ZM224 134V135H223ZM7 135V136H6ZM10 135H12V136H10ZM15 135V136H14ZM21 135V136H20ZM152 135V136H151ZM173 136L172 138H174L175 136V138L173 139V141H172V139L170 138L171 136ZM192 135V136H191ZM211 135V136H210ZM18 136V137H17ZM46 136V139L44 138ZM59 136V137H58ZM180 138V140H179V138ZM194 136H195V139H193L194 138ZM198 136H199V138H198ZM17 137V138H16ZM201 137V138H200ZM211 137V138H210ZM11 138V139H10ZM30 138V139H29ZM41 138H44V139H42L41 140ZM187 138V139H186ZM190 138V139H189ZM204 138V139H203ZM223 138V139H222ZM230 138V139H229ZM5 139V140H4ZM15 139V140H14ZM26 139V140H25ZM31 139H33V140H31ZM36 139H39L38 141L40 142V140H41V142L43 141V142H45V143H47V144H52L53 146L55 145V147H53L52 145H49L50 146V148H48V150H47V147H49V146H47V144L45 145V143H42V144H40L39 146H37L38 144H39V142L38 141H36ZM48 139V140H49ZM171 139V140H170ZM176 139H178V140H176ZM8 140L9 141H11V142H8ZM55 140V141H54ZM59 140V141H58ZM61 140V141H60ZM186 140V141H185ZM195 141V142H193V141ZM223 140V141H222ZM181 141L183 142V143H186L185 145H184V147L185 148H188L187 150H189V153H190V151H192L191 153L192 154H190L191 156L194 154V151H198V150H200V151H196L195 152V154L196 153H198V154H194V156H192V157H190V155L188 154V152H186L185 154H186V156H187V154H188V157H186V156H184L185 154H184V152H185V148L183 147V146H180V145H182V144H180L179 145V143H181ZM209 141V142H208ZM15 142V143H14ZM35 142V143H34ZM40 142V143H41ZM54 142H56L57 144H53ZM58 142H61V143H58ZM63 142V143H62ZM70 142V143H69ZM72 142H73V144H72ZM143 142V143H142ZM147 142H148V140H147ZM174 142H176V143H174ZM201 142V143H200ZM36 143H37V145H36ZM67 143H69L70 144V147L68 146L69 144H67ZM170 143V144H169ZM195 143V144H194ZM261 143H262V146H261ZM9 144V145H8ZM26 144H28V145H26ZM30 144V145H29ZM61 144V145H60ZM151 144V145H150ZM174 144V145H173ZM177 144V146L175 147V145ZM190 144V145H189ZM191 144H192V146H191ZM199 145V147L201 146L202 148H199V147H197L196 149L195 148H192V147H196V146H198ZM212 144V145H211ZM2 145H4V146H2ZM21 145V146H20ZM42 145V146H41ZM72 145L73 146H76L77 148H75V147H73V149H72V151H75L74 152V155H73V153L72 152H69V150L72 148ZM141 145H142V147H141ZM168 145V146H167ZM188 147H187V146ZM196 145V146H195ZM203 145V146H202ZM206 145V146H205ZM209 145V146H208ZM218 145V146H217ZM232 145V146H231ZM20 146V147H19ZM45 146H46V148H45ZM59 146H61V149H60V147ZM65 146H66V148H68V149H66L65 148ZM131 147V149H134V146L133 145H130ZM150 146V147H149ZM37 147H39V148H37ZM43 147V148H42ZM149 147V148H148ZM152 147V148H151ZM205 147V148H204ZM216 147V148H215ZM231 147V148H230ZM3 148H5V150L3 149ZM44 148H45V150H44ZM59 148V149H58ZM142 148V149H141ZM184 148V149H183ZM214 148V149H213ZM12 149V150H11ZM24 149V150H23ZM28 149H30V150H28ZM35 149H37V151L35 150ZM39 149V150H38ZM49 149H54L53 151L55 152V153H57V152H60V151H62V152H60V153H57V154H59V155H56V154H54V152H52V150H49ZM57 150V152H56V150ZM74 149H76V150H74ZM138 149H141L142 151L140 152V150H138ZM178 149V150H177ZM181 149V150H180ZM182 149H183V151H182ZM192 149V150H191ZM194 149V150H193ZM217 149V150H216ZM225 149V150H224ZM19 150V151H18ZM60 150V151H59ZM65 150H67V151H65ZM79 152H78V151ZM149 150H150V152H149ZM204 150H205V152H204ZM209 150H211V151H209ZM212 150H214V151H212ZM28 151V152H27ZM34 153H33V152ZM36 151V152H35ZM44 151V152H43ZM46 151H50L49 153L48 152H46ZM170 151V150H169ZM168 151V152H169ZM204 152L203 153V155L201 154V152ZM209 151V152H208ZM216 151V152H215ZM233 151V152H232ZM5 152H6V154H5ZM20 152V153H19ZM67 152L69 153V154H67ZM181 153L180 155H182V156H178V153ZM207 152V153H206ZM9 153V154H8ZM15 153V154H14ZM41 153V154H40ZM43 153H44V155H43ZM48 153V154H47ZM64 153V154H63ZM72 153V155L70 156V154ZM75 153H77L79 156H77V154H75ZM110 154H112V151H110L109 152ZM146 153V154H145ZM173 153V154H172ZM177 153V154H176ZM221 155H220V154ZM7 154L9 155V156H7ZM19 154V156H17ZM25 156H24V155ZM30 154V155H29ZM32 154V155H31ZM63 154V155H62ZM66 154V155H65ZM145 154V155H144ZM204 154H206V155H204ZM213 154V155H212ZM15 156V158L13 159L11 156ZM37 155V156H36ZM46 155H49L48 157L46 156ZM65 155V157H63ZM67 155H69V157L67 156ZM147 155V156H146ZM152 155V156H151ZM176 157H175V156ZM201 156V157H198V156ZM210 155V156H209ZM220 155V156H219ZM6 157V158H4L3 159V157ZM21 156V157H20ZM44 156V157H43ZM55 156V157H54ZM60 156V157H59ZM76 156H77V158H76ZM148 156H151L152 158L150 159V158H148ZM172 156V157H171ZM195 156H197V158H195ZM208 157L210 160H206V158L205 157ZM7 157H9V158H7ZM19 157V158H18ZM23 157V158H22ZM32 157V159H30ZM50 157H52V158H50ZM54 157V158H53ZM60 158L59 160H58V158ZM62 157V158H61ZM71 157H75V158H71ZM112 157H113V159H116L117 157H116V155H113L112 154ZM142 157H144V158H142ZM147 159H146V158ZM183 158V160L181 159H179V158ZM184 157H186V159L184 158ZM216 157V158H215ZM234 157V158H233ZM26 158V159H25ZM37 158V159H36ZM65 158H67V159H65ZM79 158H80V161H79ZM187 158H189L190 159V161H188L187 160ZM196 159L197 161H198V159H202L201 161L202 162H200V160L198 161V162H200V163H198V162H196V160H195V162L197 163L196 164V167H194V164H195V162L194 161H191L192 159ZM214 158H215V160H214ZM220 158V159H219ZM229 158V159H228ZM2 159V160H1ZM16 159H18L16 162H14ZM30 159V160H29ZM48 161H46V160ZM53 159V160H52ZM70 159V160H69ZM76 160L75 162H74V160ZM83 159V160H82ZM203 159H205V161L203 160ZM27 160H28V164H26L27 163ZM45 160V161H44ZM50 160V161H49ZM57 160H58V162H57ZM63 160V163H61V161ZM68 160H69V162H68ZM72 160V161H71ZM86 160H88V162L89 161H93V162H89L90 163V165L88 164V162L86 161ZM187 160V161H186ZM228 160V161H227ZM11 161V162H10ZM53 161V162H52ZM56 161V162H55ZM83 161H86V163H83ZM178 161V163L179 164H183V163H185V162H187V163H185V165L186 164H188V163H190L189 165H192L193 163V165H192V167L191 166H189V165H187L188 166V168H187V166H184L183 165V169H182V166L181 165H179V164H177L176 162ZM204 161V162H203ZM210 161H211V163H210ZM230 161V162H229ZM25 162V163H24ZM36 162H38V163H36ZM50 162H51V164H50ZM72 162H74V163H72ZM78 162L80 163L79 164V166L80 165H82V166H80L79 168H81V169H79L78 168ZM172 162L175 164V166H172V165H174V164H172ZM181 162H183V163H181ZM193 162V163H192ZM208 162V163H207ZM224 162V163H223ZM9 163V164H8ZM13 163V164H12ZM24 163V164H23ZM34 163V164H33ZM44 164V165H42V164ZM56 163H58L57 165H55ZM72 163V164H71ZM82 163V164H81ZM192 163V164H191ZM209 164V166L207 165V164ZM17 164V165H16ZM20 164H21V166H20ZM37 164V165H36ZM64 164V165H63ZM65 164H70V165H66L65 166ZM84 164V165H83ZM86 164H88V165H86ZM200 164H202V166L200 165ZM23 165V166H22ZM47 165V166H46ZM50 165V166H49ZM54 165V166H53ZM60 165V166H59ZM93 165V166H92ZM177 165V166H176ZM198 165H200V167L198 166ZM204 165H207L208 166V169H206V168H202V167H205ZM223 165V166H222ZM228 165V166H227ZM33 166V168H30V167H32ZM40 166V167H39ZM61 166H62V168H61ZM66 167V169H65V167ZM88 168V170H87V168ZM90 166H91V168H90ZM120 166H122L121 168L122 169H124V166L125 165H123V164H119V167ZM206 166V167H207ZM211 166H214V167H211ZM220 168H219V167ZM47 167V168H46ZM54 167H56V168H54ZM68 167H69V169H68ZM93 167V168H92ZM126 167V166H125ZM177 167V168H176ZM178 167H181V169L183 170V171H181V169H180V174H179V170H178ZM186 167V168H185ZM189 167L190 168H192L191 169V171L189 170ZM209 167H211V169H212V172H214L215 174H216V172L218 173V174H211L212 172H211V170L209 169ZM224 167V168H223ZM28 170H27V169ZM38 168L40 169L39 170V172H37L38 171ZM49 168V169H48ZM54 168V169H53ZM86 168V169H85ZM96 170H95V169ZM160 167H158V169H159ZM174 168H176V169H174ZM185 168V169H184ZM200 168L202 169L201 171H200ZM37 169V170H36ZM44 169V171H42ZM46 169V170H45ZM58 169V170H57ZM79 169V170H78ZM92 169V170H91ZM98 169V170H97ZM188 169V172L186 171ZM196 169H198V171H196ZM228 169V170H227ZM65 170V171H64ZM76 170H78L79 172H77ZM94 170L95 171H97V172H94ZM160 171H161V169H159ZM158 170V171H159ZM215 170V171H214ZM7 171V172H6ZM61 171H64V173H62ZM91 171H93V173L95 174H93ZM134 171V170H133ZM133 171H130V172H127V173H125L124 171H123V174L121 173L122 171H119V177L116 175V177L114 178V183H116V184H120L122 187H125L124 185H125V181H127V183H129L130 184V178H129V175H130V177H132L131 175L133 174ZM178 171V172H177ZM201 173H200V172ZM3 172V173H2ZM5 172H6V174H8L9 176L8 177H10V176H12V177H10V178H12V179H9V180H7V175L6 176H2L3 174L5 175ZM26 172V173H25ZM61 172V173H60ZM65 172H67V174L65 173ZM75 172H76V174L77 173H79V174H75ZM91 172V173H90ZM99 172V173H98ZM135 172V171H134ZM186 174V176H185V174ZM191 172L193 173V174H191ZM196 172V173H195ZM198 172H199V174H198ZM202 172L204 173V174H202ZM222 174H221V173ZM227 172V173H226ZM45 173H47V175L45 174ZM56 173H57V175H56ZM60 173V174H59ZM100 173H102V174H100ZM125 173V174H124ZM183 173V174H182ZM187 173H190V175L188 176L187 175ZM194 173H195V175H194ZM208 173H210L209 175L211 176H214L213 178L212 177H209L208 176ZM220 173V174H219ZM27 174H31L30 175V177H27V178H29V179H27L26 178V180H24V178H23V176H28ZM61 174H63L61 177H60V175ZM91 174V175H90ZM100 175V176H102L101 178L100 177H98V176H96V175ZM200 175V174H202V175H200L199 177H195V176H198V175ZM205 174H207L206 176H208V177H206L205 176ZM67 175V176H68ZM69 175V176H70ZM88 175H90V177L88 176ZM175 175H177V176H175ZM179 175V176H178ZM182 175H184V177H186V178H184ZM20 176L22 177L21 179H20ZM80 177H78V178H82L81 177V175H79ZM92 176V177H91ZM93 176H95L96 178V181H98L97 180V178H99V182H101V184H99V182H96L97 183V187L99 186V188H97L96 187V183H94V182H92V180L94 179L93 178ZM105 176H106V178H105ZM128 177V178H125V177ZM180 176H182V178H180ZM205 176V177H204ZM215 176H216V178H217V176H219L218 178H219V181H217L218 179H216L215 180V182L216 183H214L213 184V182H214V178H215ZM7 177V178H6ZM37 177H39V178H37ZM122 177V180L124 181V182H122V180L120 181V178ZM124 177V178H123ZM202 177V178H201ZM6 178V180H4ZM17 180H16V179ZM93 178V179H92ZM117 178V181L115 180ZM118 178H119V180H118ZM137 178H138V182L139 183H141L142 181L141 180H143L144 179V177L143 176H141V175H138L137 176ZM187 178H189L190 179V181L187 179ZM195 178H196V180H195ZM201 180H200V179ZM94 179V180H95ZM101 179V180H100ZM126 179V180H125ZM180 179V180H179ZM194 179V180H193ZM208 179V180H207ZM212 179V180H211ZM14 182H12V181ZM22 180V181H21ZM83 180V179H82ZM88 180V181H87ZM176 180H177V182H179V181H183L182 183H183V186H181V182H179V186L176 184ZM191 180H193L192 181V184H195L194 186L190 183L191 182ZM197 180H199V181H197ZM208 181V183L206 182V181ZM9 181V182H8ZM84 181V183L86 184V182ZM166 181V182H165ZM185 181H187V183H190L189 185L190 186H188L187 185V187L185 186L186 185V182ZM203 182V183H201V182ZM11 182V183H10ZM56 181L54 180V182L53 181H51L50 182V184L48 185V187H46L47 188V190H48V192H47V190H45V188H44V190L41 188V192H42V194L44 195V193H46L47 195H49L51 192L52 193H55L56 192V189L58 188H60V185L58 184V183H55ZM120 182H122V183H120ZM144 182V181H143ZM143 182L141 183V184H143ZM7 183H8V185H11L12 184V186H7ZM53 183V184H52ZM164 183H167V184H164ZM205 183V184H204ZM14 184H16V185H14ZM85 184H84V186H85ZM87 184V185H88ZM92 184H95V185H92ZM124 184V185H123ZM177 186H176V185ZM185 184V185H184ZM202 186L203 184H204V186L206 187H200L201 188V191H200V188L198 189V187L200 186V185ZM6 185V187H4ZM57 185V186H56ZM101 185V186H100ZM163 185H164V187H163ZM165 185H167V186H165ZM169 185L170 186H172L173 187V189H172V194H171V191H170V187H169ZM192 185V186H191ZM196 185L198 186V187H196ZM13 186H14V188H16L17 189V191H15V189L13 188ZM51 186V187H50ZM56 186V187H55ZM95 186V187H94ZM105 186V185H104ZM103 186V187H104ZM180 186H181V188H180ZM4 187V188H3ZM22 188H26L24 185H22L21 186ZM102 187V188H103ZM176 187H179V188H176ZM184 187H185V189H186V191L185 190H182V189H184ZM189 187V188H188ZM191 187H194L193 189L191 188ZM9 188H11V189H9ZM55 188V189H54ZM163 188H166V189H163ZM170 188V189H169ZM175 188V189H174ZM50 189V190H49ZM68 189V188H67ZM67 189H65V190H63L62 191V193L65 191V193H61V194H59V196H57V197H59L60 198V196L61 195H64V194H66V191H67ZM82 189H83V187H82ZM83 189V190H84ZM86 189H85V191H86ZM176 189H180L179 190V192H178V190H177V192L178 193H180V192H184L183 193V197H177V196H174V194L176 193L178 196H182L181 194H178L177 192H175L176 191ZM189 189V190H188ZM203 189H204V193L205 192H207V193H202L203 192ZM11 190V191H10ZM26 190V189H25ZM39 190H40V188H39ZM53 190V191H52ZM93 190V191H92ZM159 190H161V192H164L165 191V193H161L162 195H163V197H162V195L159 193ZM163 190V191H162ZM174 190V191H173ZM197 190H199L203 195H200L201 193L200 192H196ZM205 190H207V191H205ZM4 192V193H2V192ZM7 191V192H6ZM15 191V192H14ZM19 191V192H18ZM45 191V192H44ZM86 192L87 194L89 193V192ZM104 191V190H103ZM111 191H113L114 192V190H111ZM158 191V192H157ZM170 191V192H169ZM189 191V192H188ZM191 191V192H190ZM16 193V194H14V193ZM44 192V193H43ZM90 192V193H91ZM112 192V193H113ZM175 192V193H174ZM189 193V195L190 196H192L191 198L188 196V193ZM192 192L193 193H195L196 192V196H195V194H192ZM7 193V194H6ZM11 193V194H10ZM21 193V194H20ZM96 193V194H95ZM102 193V194H101ZM158 193V194H157ZM2 194H4L5 196H3ZM30 194V195H29ZM82 194V193H81ZM105 194V193H104ZM136 194H137V196H136ZM166 194H169V195H166ZM175 194V195H176ZM184 194H187V196H185ZM16 195H18V196H16ZM22 195V197H23V199H25L26 201L24 202V200L22 201V197H20ZM92 195V194H91ZM138 195L140 196V197H138ZM159 195V196H158ZM173 195V196H172ZM197 195H199V196H202V197H198ZM207 195L210 197H207ZM8 197L7 199L5 198V197ZM9 196H11V198L9 197ZM12 196H14L15 198H17L18 197V199L21 201V204H22V208L20 209H15L14 207H13V203L15 202V198H13ZM28 196H31L32 198L30 199V200H28ZM45 196V195H44ZM81 196H83V197H81L82 199H85L86 198V195H81ZM104 196V195H103ZM170 196V197H169ZM174 197V198H172V197ZM185 196V197H184ZM204 196V197H203ZM206 196V197H205ZM56 197V199H58L59 200V198H57ZM94 197V198H93ZM133 197V198H134ZM161 197V198H160ZM164 197H166V198H164ZM171 198V199H169V198ZM176 197V198H175ZM189 197L190 199H187V198ZM6 200H13V201H10L9 203H11V205H12V208L10 209L9 208V206L8 205H6L7 203H4L5 202V199ZM95 198H97L98 200H99V202L97 203V202H95V201H98V200H95ZM106 198V199H105ZM178 198V199H177ZM179 198H181V199H179ZM184 198H186L185 200H184ZM195 198H198L199 199V201H198V199H195ZM201 198H203V199H201ZM207 198V199H206ZM17 199V201L16 202H18L19 200ZM34 199V200H33ZM166 199H168L169 200V202H167V200ZM174 199H175V201H177L178 200V202H175L174 201ZM183 199V201L187 204H184L183 203V201H180V200H182ZM193 199H194V201L196 202H194L193 201ZM210 199H212L211 201H210ZM213 199H215V200H217L216 202H215V200H213ZM27 200H28V202H27ZM111 200V199H110ZM187 200V201H186ZM201 200V201H200ZM203 200V201H202ZM206 202H205V201ZM229 200V201H228ZM100 201L102 202V204H104V205H102V204H100V206H99V203H100ZM105 201V202H104ZM124 201V200H123ZM158 201H160V202H162L163 204H165V203H167V206L166 205H164L163 206V204L162 203H160V202H158ZM188 201H190V202H188ZM219 201V202H218ZM225 201V202H224ZM227 201L229 202V203H227ZM15 202V203H16ZM30 202V203H29ZM32 202V203H31ZM129 202V201H128ZM155 202H157V204L155 203ZM180 202H182L183 203V205L185 206L186 205V207H190V205L191 206H193V210H191V208H186V207H184V206H182V204L180 203ZM191 202H194V204H191ZM201 202V204H203L202 206H200L201 204H199ZM203 202V203H202ZM214 202L216 203L215 204V206H218V205H220V206H218L219 208H217V207H215L214 206ZM224 202V203H223ZM98 205H97V204ZM150 203H152V204H150ZM169 203H170V205H169ZM173 203V204H172ZM176 203H178L177 205H176ZM213 203V204H212ZM217 203H219V204H217ZM225 203H227V204H225ZM28 206H26V205ZM32 204V205H31ZM108 204V205H107ZM122 204V207H124L125 205H127V201L125 202L124 201V203H120V205ZM125 204V205H124ZM156 204V205H155ZM204 204L206 205V206H204ZM207 204H211V205H207ZM225 206H224V205ZM24 205V206H23ZM86 205V204H85ZM85 205H83L82 204V208H83V210L86 208V206ZM94 205H93V207H94ZM163 206V209L161 208L162 206ZM169 205V206H168ZM176 205V206H175ZM179 205V206H178ZM221 205H223V206H221ZM228 205H230V206H228ZM3 206V207H2ZM98 206L101 208L102 206L104 207L103 209L101 208V210H99L98 209ZM106 206H108L107 208H106ZM128 206V205H127ZM175 206V207H174ZM181 206V207H180ZM201 209V210H199V208ZM214 206V207H213ZM28 209H27V208ZM32 207V208H31ZM167 207H171L170 209H171V211H169V210H166V211H168V212H170V213H168V215H167V213H166V211H165V209L167 208ZM176 207H178V208H176ZM185 208V210H184V212L182 211L184 208ZM196 207H197V209H196ZM5 208H6V210H5ZM8 208V209H7ZM30 208V209H29ZM165 208V209H164ZM169 208H167V209H169ZM203 208V209H202ZM105 209V210H104ZM106 209H107V211H106ZM124 209H126V207L124 208ZM194 209H196V210H194ZM15 210V211H14ZM18 210V211H17ZM30 210H34V212L33 211H30ZM39 210V209H38ZM99 210V211H98ZM104 210V211H103ZM162 210L164 211V212H162ZM176 210H180V212L179 211H177L176 212ZM199 210V211H198ZM206 210H207V212H206ZM222 210V211H221ZM4 211H6V212H4ZM21 211H22V213H21ZM24 211V212H23ZM96 211V210H95ZM94 211V212H95ZM186 211H188V212H190V214L191 213H194V215L198 218H196L195 216H194V219L193 218H191V217H193V216H189V215H187V213H186V215L184 216V213L186 212ZM198 211V212H197ZM247 211V212H246ZM7 212H8V214H7ZM9 212H10V217H7L6 216V214L7 215H9ZM13 212H14V214H13ZM17 212V213H16ZM28 212H30V213H28ZM32 212V213H31ZM36 212V213H37ZM81 212V211H80ZM161 212V213H160ZM171 212H173V214L171 213ZM175 212V213H174ZM181 214V215H179V213ZM196 212H197V214H196ZM211 212V213H210ZM215 212H216V214H215ZM227 212V213H226ZM5 213V214H4ZM39 213H41V214H39ZM82 213V212H81ZM112 213H113V211H112ZM164 213H165V215H164ZM202 213V214H201ZM211 215H210V214ZM213 213V214H212ZM219 213V214H218ZM252 213H254V215L252 214ZM109 214H111V213H109ZM173 216H172V215ZM175 214H177V219L179 218V216H180V222H179V220H178V222L177 223H181V226H183V224H184V227L185 228H188L186 231H185V233L182 231L183 229H182V227L181 226H179V224H175L173 221H175L174 220V218H175ZM201 214V216H199ZM226 214V215H225ZM239 214V215H238ZM243 214V215H242ZM250 214H252V216L253 217H255V218H253L252 216L250 217ZM15 216V220H13L14 219V216ZM18 215V216H17ZM32 215V216H31ZM35 215V214H34ZM40 215H41V217L43 216V220L42 219H40L41 217H40ZM193 215V214H192ZM205 215L206 216H208V217H211L212 216V219H213V221H212V224H214L213 226H214V228H215V231H214V228L212 227V224H211V227L209 228V225H206L204 222H203V220L202 219H204L205 218ZM213 215L215 216V218H213ZM223 215H225V216H223ZM12 216V217H11ZM170 216V217H169ZM191 218L192 220H193V222L194 223H187V222H189V220H187V222H186V219L184 218ZM199 216V217H198ZM238 216V217H237ZM163 217H166L165 219L163 218ZM170 219H169V218ZM173 217V218H172ZM181 217H183V219L185 220V222H184V220H182L181 221ZM203 217V218H202ZM11 218H13V219H11ZM30 218V219H29ZM47 218H48V220H47ZM217 218V219H216ZM249 218V219H248ZM251 218V219H250ZM255 220V222H254V220ZM257 218L259 219V220H257ZM25 219V220H24ZM36 220V221H34V220ZM41 221H40V220ZM115 219V221H116V218H114ZM113 219V220H114ZM167 219H169L168 221H167ZM176 219V218H175ZM190 219V220H191ZM219 219V220H218ZM10 220H13V222L11 221V223H10ZM29 220V221H28ZM53 220V221H52ZM57 222H56V221ZM199 220H201V221H199ZM247 220V221H246ZM252 220V221H251ZM44 221H46V223H47V225H49V227H50V229H51V233H47V225H45L46 223L44 222ZM48 221H49V223H48ZM60 221H62V222H60ZM69 221V222H68ZM171 223H170V222ZM177 221V220H176ZM175 221V222H176ZM222 221V222H221ZM251 221V222H250ZM28 222H30L31 223V225H30V223H28ZM51 222V223H50ZM64 222H66V224H64ZM169 223V225H167V226H165L166 225V223ZM199 222H201V223H203V225L199 228V226H195L196 224H199ZM220 223V224H218V223ZM248 222V223H247ZM253 222V224H251ZM43 223H45V224H43ZM61 223V224H60ZM68 223V224H67ZM167 223V224H168ZM183 223V224H182ZM201 223H200V225H201ZM228 223V224H227ZM235 223V224H234ZM8 224V225H7ZM41 224H43V225H41ZM174 224V225H173ZM186 224L187 225H189V224H191V226H186ZM195 224V225H194ZM205 224V225H204ZM217 224V225H216ZM10 225H12V226H10ZM59 225L60 226H62L61 228L59 227ZM192 225H194V226H192ZM236 225H237V227H236ZM255 226L254 228V230L255 231H253V226ZM259 227H257V226ZM15 226V227H14ZM56 226V227H55ZM67 226V227H66ZM170 226V227H169ZM173 226V227H172ZM174 226L176 227H178V229L181 227V229H179V231H181V233H182V235H181V233L179 232L178 233V229L177 228H174ZM203 226H208L207 228L206 227H204L203 228ZM235 226V227H234ZM17 227V228H16ZM42 227V228H41ZM53 227V228H52ZM72 227V228H71ZM113 227V226H112ZM110 228L111 230L113 229V230H115V231H117V232H121L122 230H121V227L120 226H118V227H120V228H115V227H113V228ZM132 227H134V225L132 226ZM167 227V228H166ZM189 227H190V230H189ZM191 227L192 228H196L197 227V229L195 230V229H191ZM218 227V229H216ZM221 227V228H220ZM26 228V229H25ZM135 228V227H134ZM133 228V230H134V232L132 231V229H131V234H132V236L131 235H129V234H127L126 232H128V230L127 231H123L124 233H125V235L127 234V236H128V238H126V237H124V234H123V236L121 237V234L123 233H120V236H118V234H117V232H116V234H112V231H111V233H109V234H111V235H113L115 238L118 236V238H119V240H117V239H115V238H113V242H114V245L116 246L115 248L116 249H118V250H116L115 249V251H116V254L115 253H113V252H111L110 251V254H108L107 252L106 253H104V254H108V255H106V256H108V257H110L111 259H109V262H112V258H113V260H116L115 261V264L117 263V264H131L130 263V261H127V260H129V256H130V260H132L131 262H132V264L133 263H135V264H138L139 263V261L141 260V258H143V261L141 260V264H149V263H147L146 262V260H144V258H145V256L144 255H142L141 253L139 254V255H137L136 254V252L134 253L132 250L131 251H129L128 252V249H129V247L131 246L130 245V243L131 242H129L128 240H131V239H133V236L135 235V229ZM184 228V229H185ZM200 230H199V229ZM233 228H234V230H233ZM249 228V229H248ZM260 228H262L263 229V231H262V229L260 230ZM22 229V230H21ZM42 229V230H41ZM68 229V230H67ZM121 231H120V230ZM166 229H167V231H166ZM171 229V231L172 232H175L174 233V237L175 238H173V234H172V232H170L169 230ZM210 230V231H208V230ZM224 229V230H223ZM25 230V231H24ZM27 230V231H26ZM30 232H29V231ZM43 230H44V232H43ZM52 230H53V233H52ZM70 230V231H69ZM175 230H177V232L175 231ZM204 230H207V232H209V234H206V232L204 231ZM213 230V231H212ZM233 230V231H232ZM251 230V231H250ZM258 230H260L259 232H258ZM19 231V232H18ZM40 231V232H39ZM62 232V234H60L61 232ZM114 231V232H115ZM189 231V233H192V234H190V236L188 235V237H186V234H187V232ZM228 231V232H227ZM21 232V233H20ZM27 232V233H26ZM56 232H58V234H60V236L58 235V234H55ZM113 232V233H114ZM197 234H196V233ZM215 232H218V234H219V236H218V234H217V236L218 237H220V238H218L216 235H215ZM224 233V234H222V233ZM253 232V233H252ZM260 232H262V233H260ZM17 233V234H16ZM63 233H65V234H63ZM74 233V234H73ZM129 233H130V231H129ZM167 233H169V234H167ZM188 233V234H189ZM195 233V234H194ZM199 233V234H198ZM257 233H258V235H257ZM25 234V235H24ZM29 234H30V236H29ZM78 234V235H77ZM231 234V235H230ZM255 234V235H254ZM2 235V236H1ZM33 235V236H32ZM36 235V236H35ZM58 235V236H57ZM65 235V236H64ZM75 235H76V237H75ZM167 235H169L170 237H168ZM177 235V236H176ZM184 235V236H183ZM194 235H197V236H200V239H201V236H202V240H204V241H200L198 238H196L197 236H194ZM221 235H222V237H221ZM226 235V236H225ZM262 237L263 236V238H261L260 236ZM19 236V237H18ZM194 237V238H191V237ZM223 236H225V237H223ZM230 238H229V237ZM257 236V237H256ZM4 237V238H3ZM14 237V238H13ZM59 237L60 238H62V239H59ZM71 237V238H70ZM135 237H136V235H135ZM183 237V238H182ZM206 237V238H205ZM209 237V238H208ZM233 237V238H232ZM12 238V239H11ZM16 238V239H15ZM20 239L19 241H18V239ZM26 238L28 239V241L30 242L29 244H27L26 243ZM31 238V239H30ZM49 238V239H48ZM120 238H122L123 239V241H125V238H126V241H125V243L123 244V241H121L120 240ZM166 238V239H165ZM167 238H171V239H167ZM172 238H173V242L172 241H170V240H172ZM186 238V239H185ZM193 239L192 241L190 240L189 241V239ZM198 239V241L197 240H194V239ZM227 238H228V240H227ZM237 238V239H236ZM259 238V239H258ZM6 239V240H5ZM8 239L10 240V241H8ZM36 239V240H35ZM48 241H47V240ZM51 239H53L52 241H50ZM65 239V240H64ZM180 239V240H179ZM183 239V240H182ZM208 241H207V240ZM217 239H218V241H217ZM232 239V240H231ZM235 239V240H234ZM15 240H17V241H15ZM66 241V242H64V241ZM178 240V241H177ZM185 240V241H184ZM187 240V241H186ZM220 240V241H219ZM234 240V241H233ZM259 240H261V241H259ZM8 241V242H7ZM22 241V242H21ZM55 241V242H54ZM115 241H116V243H115ZM120 241L122 242L121 244H120ZM141 241H143L144 242V240H142L141 239ZM174 241H176V242H174ZM199 241L200 242H204L205 243V245H204V243H201V245L199 246V247H201L202 246V244H203V248H202V250L199 248V247H197V245H199ZM206 241V242H205ZM229 241V242H228ZM18 242V243H17ZM51 242H52V244H51ZM68 242V243H67ZM95 242V241H94ZM128 242H129V244H128ZM145 242H147V241H145ZM144 242V243H145ZM192 242H194V244L192 245ZM197 242V243H196ZM215 242V243H216ZM63 243H65L64 245L68 248H66L64 245H61V244H63ZM177 243V244H176ZM183 243V244H182ZM190 243V244H189ZM26 244V245H25ZM54 244H55V246H54ZM61 246H64V247H61ZM96 244V243H95ZM119 244V245H118ZM122 244L124 245V246H129L127 249H124V246H123V248H122ZM175 246H174V245ZM209 244V245H210ZM229 244V245H228ZM10 245V246H9ZM14 245V246H13ZM29 245V246H28ZM179 245V246H178ZM184 246L183 248H181L182 246ZM222 245V247H220ZM227 245L228 246H230L228 249L226 248L227 247ZM232 245V246H231ZM234 245H236V246H234ZM19 246V247H18ZM36 246V247H35ZM68 246H73L72 248H71V250L73 249V251H71V252H69L68 253V251H70L69 250V248L70 247H68ZM121 246V247H120ZM11 247V248H10ZM15 247V248H14ZM32 247L33 248V252H32V250L30 251V248ZM42 247V248H41ZM82 247H83V249H82ZM155 247V245L153 244V245H151V248H154ZM175 247H180L179 249L178 248H176V250H175ZM191 247V248H190ZM215 247L216 248H218L219 247V250L218 249H215ZM13 248H14V250H13ZM31 248V249H32ZM37 248H38V250H37ZM44 248V249H43ZM62 248V249H61ZM173 248V249H172ZM188 250H187V249ZM190 248V249H189ZM199 248V250H197ZM253 248V249H252ZM260 248V249H259ZM11 249V250H10ZM22 249L26 252L25 254H19V253H21V251H22ZM54 249H58V250H56V252H55V250ZM60 249V250H59ZM75 249V250H74ZM81 250V251H78V250ZM87 249V250H86ZM90 249H92V250H90ZM103 249V248H102ZM121 249V250H120ZM124 249V250H123ZM167 249V250H166ZM178 249V250H177ZM180 249H182L181 251V253L179 254L178 252H179V250ZM186 249V250H185ZM191 249H194L193 251L195 252V251H198V252H195V253H193V251L191 250ZM230 249V250H229ZM246 249V250H245ZM256 249H257V251L259 252V253H257V251H256ZM259 249V250H258ZM34 250H36V252L34 251ZM77 250V251H76ZM112 251L114 250V249H111ZM127 251V253L129 254V256L127 255V253L125 254V252ZM130 250V249H129ZM173 250V251H172ZM191 250V251H190ZM211 250V249H210ZM227 250V251H226ZM234 250V251H233ZM252 250V251H251ZM19 251V252H18ZM29 251V252H28ZM43 251V252H42ZM46 251V252H45ZM60 253H59V252ZM62 251V252H61ZM65 251V252H64ZM67 251V252H66ZM89 251V252H88ZM101 251H104V250H101ZM124 252V254H122L121 252L119 253L120 255H118L117 256V254H118V252ZM188 251V252H187ZM200 251H203L204 252V254L201 256V254L199 255V253H200ZM218 251V252H217ZM224 251H226V252H224ZM233 251V252H232ZM244 251V252H243ZM262 251V252H261ZM4 254H3V253ZM38 252V253H37ZM41 252V253H40ZM105 252V251H104ZM131 252V253H130ZM161 252V253H160ZM166 252V253H165ZM174 252H176V255H171V254H175ZM185 252H187L188 253V255L185 253ZM224 252V253H223ZM231 254H230V253ZM235 252H236V254H235ZM243 252V253H242ZM11 253V254H10ZM14 253V254H13ZM45 253V254H44ZM53 254V256H52V254ZM56 253V254H55ZM179 255H178V254ZM191 253H193V254H191ZM198 253V254H197ZM202 253V252H201ZM219 253V254H218ZM240 253L241 254H243V255H240ZM7 254V255H6ZM13 254V255H12ZM67 254V255H66ZM70 254V255H71ZM122 254V255H121ZM134 254V255H133ZM160 254V255H159ZM168 254L170 255L169 256V258L168 257H166V256H168ZM225 254H227V255H225ZM233 254H234V257H232L233 256ZM4 255V256H3ZM15 255V256H14ZM40 255V256H39ZM45 255V256H44ZM50 255V256H49ZM63 255V256H62ZM96 255V257H97V259H92L93 258V256H95ZM112 255H114V256H112ZM115 255L117 256V258H115ZM133 257H132V256ZM141 255L143 256V257H141ZM182 255V256H181ZM187 255V256H186ZM192 255V256H191ZM197 255V256H196ZM209 255V254H208ZM207 255V256H208ZM211 255V254H210ZM258 255V256H257ZM25 256V258H23ZM29 258H28V257ZM87 256V257H86ZM112 256V257H111ZM127 256V257H126ZM136 256V257H135ZM185 258H184V257ZM204 256V257H203ZM230 256V257H229ZM235 256H237L238 258H236ZM241 256V257H240ZM243 256V257H242ZM246 256V257H245ZM250 256V257H249ZM59 259H58V258ZM75 257V258H74ZM90 259H89V258ZM121 257V258H120ZM132 257V258H131ZM139 257H141V258H139ZM180 257H182L183 259H181ZM186 257H188V259L189 260H187L186 259ZM245 257V258H244ZM249 257V258H248ZM4 258V259H3ZM19 258V259H18ZM23 258V259H22ZM29 260H28V259ZM61 258V259H60ZM66 258V259H65ZM119 258V259H118ZM123 258V259H122ZM127 258V259H126ZM167 258V259H166ZM180 258V259H179ZM193 258V259H192ZM195 258V259H194ZM197 258H198V260H197ZM222 258H224V260L222 259ZM229 259V261H228V259ZM6 259V260H5ZM11 259V260H10ZM21 259V260H20ZM26 259V260H25ZM31 259V260H30ZM52 259V260H51ZM185 259V260H184ZM190 259L191 260H194L195 262H193V261H190ZM200 259H201V261H202V263H201V261H200ZM222 259V260H221ZM225 259H226V261H225ZM239 260V262H238V260ZM246 259H249V260H246ZM22 260H23V262H22ZM34 262H33V261ZM54 260V261H53ZM56 260V261H55ZM76 260V261H75ZM91 260V261H90ZM94 260V261H93ZM99 260V261H98ZM111 260V261H110ZM120 262H119V261ZM122 260V261H121ZM208 260H206V262H204L203 264H214L213 262H210V261H208ZM219 260H221V261H219ZM5 261V262H4ZM25 261V262H24ZM62 261V262H61ZM186 261V262H185ZM212 261V260H211ZM235 261H236V263H235ZM241 261V262H240ZM22 262V263H21ZM36 262V263H35ZM56 262V263H55ZM90 262V263H89ZM176 262H174V264H176ZM251 262V263H250ZM260 262H262V263H260ZM112 263H114V262H112ZM112 263H110V264H112ZM163 262H162V264H164ZM73 264H76V263H73ZM104 264H107V263H104ZM140 264V263H139Z\"/></svg>",
  "mask_w": 264,
  "mask_h": 264
},
{
  "label": "bare ground",
  "instance_id": "bare-ground-1",
  "mask_svg": "<svg viewBox=\"0 0 264 264\" xmlns=\"http://www.w3.org/2000/svg\"><path fill=\"white\" fill-rule=\"evenodd\" d=\"M5 1V0H4ZM10 1V0H9ZM15 1V0H14ZM25 1H30V0H25ZM25 1H22V0H19V3H20V7H19V12H16V10L14 11V10H12L11 12H10V14H11V16H10V14H8V10H9V8H8V10L7 9H5V10H7V11H5V10H3L2 8H1V5H0V36L3 38H5V39H10V40H12L11 42H13L14 43V47L15 48H13V47H10V46H12V45H10L9 47L11 48H9L10 50H15L17 47H19L18 49H19V53L17 54L18 55V58L21 60V62H22V60H26L25 62H26V64H27V49H28V47H29V44L26 42V38H27V33L26 32H28V31H26V28L24 29V25L22 26V24H23V22H25V20H26V18L28 17V18H30L32 15H31V13H30V16H25V13H23V5H22V2H24L25 3ZM32 1V0H31ZM38 0H35V1H32V2H30L31 4H27L28 2H26V4L28 5V6H30L31 7V5H36V3L35 4H32V3H34V2H37ZM47 2H49L50 0H46ZM53 1V0H52ZM58 1V0H57ZM66 1V0H65ZM95 1V0H94ZM97 1H99V0H97ZM105 1H107V0H105ZM124 1V0H123ZM131 1V0H130ZM13 2V1H12ZM15 2H17V1H15ZM39 2H40V0H39ZM41 2H43V0L41 1ZM45 2V1H44ZM59 2V1H58ZM60 2H61V0H60ZM59 2V3H60ZM70 3L69 1H66V3ZM100 2V1H99ZM98 2V3H99ZM129 2V1H128ZM128 2H127V0H126V3L128 4ZM162 2H164V1H162ZM10 3H11V1H10ZM10 3L8 4L9 6H10ZM18 3V4H19ZM54 3V2H53ZM53 3H51L50 4V6L53 4ZM62 3V2H61ZM60 3V5L58 4V6H56V7H58L59 8V6H60V10L62 11L61 13H62V16L64 15V16H66L67 18H69L68 20L69 21H72V22H75V24H77V18H78V16H76L77 18L75 19L74 18V16H72V14L74 13H72V10H67L68 8H69V4L67 5L68 7L66 8V6H63L64 4L62 3L61 4ZM78 3V2H77ZM98 3L96 4V5H98ZM101 3H102V5H103V3H104V1H101L100 2V4L98 5V6H101ZM106 3V2H105ZM125 2H124V4H123V2H122V4H123V6L126 4ZM131 3V2H130ZM37 4L39 5L40 3H38L37 2ZM41 4H43V3H41ZM45 5H46V3H44ZM57 4V3H56ZM55 4V5H56ZM71 4V3H70ZM72 4H73V2H72ZM80 4V3H79ZM114 4V3H113ZM133 4V3H132ZM137 4V3H136ZM43 6V5H41V6H43V7H45V11H48L47 9H46V6ZM74 5H75V3H74ZM78 5V4H77ZM95 5V6H96ZM106 5V4H105ZM119 5V4H118ZM129 5V4H128ZM142 5V4H141ZM145 5V4H144ZM16 6H18L17 4H16ZM27 6V7H28ZM53 6V8H55L54 7V4L52 5ZM130 6H133V5H129L128 6V8L125 6V8H127V10L129 9V7ZM7 7V6H6ZM33 7V6H32ZM40 7V6H39ZM43 7H42V9H43ZM47 7H49V6H47ZM63 7H65V8H63ZM145 7V6H144ZM34 8V7H33ZM38 9V7L36 6L35 8H34V10H33V12L35 11V9ZM51 8V7H50ZM58 8H55V9H57V10H59ZM74 8V10H75V6H72V9ZM77 8H79V7H77ZM89 8V7H88ZM98 7H96V9H97ZM101 7H99L98 8V11H99V9H100ZM102 8H104V7H102ZM107 9H108V7H106ZM124 8V7H123ZM132 8V7H131ZM137 8V7H136ZM11 9H12V7H11ZM14 9H15V5H14ZM17 9V8H16ZM40 9H41V7H40ZM107 9H100V10H106L107 11ZM148 9H150V8H148ZM147 9V10H148ZM29 10V9H28ZM44 10V9H43ZM54 10V9H53ZM78 10V9H77ZM79 10H80V8H79ZM78 10V11H79ZM114 10V9H113ZM117 10V9H116ZM115 10V14L118 16V14L116 13L117 11ZM125 9H123L122 11H124ZM130 10V9H129ZM24 11H26L25 10V8H24ZM49 11H50V9H49ZM49 11L47 12L48 13V15H49ZM52 11V10H51ZM78 11H77V14H78ZM82 10H80L79 11V13L81 12ZM94 11H95V9H94ZM103 11V12H104ZM119 11V10H118ZM143 11V10H142ZM150 11H152V10H150ZM28 12H30V11H28ZM28 12H26V13H28ZM32 12V11H31ZM36 12H38V11H36ZM42 12H44V11H42ZM41 12V13H42ZM59 12V11H58ZM96 12H97V10H96ZM96 12H94L93 14H95ZM99 12H102V11H99ZM125 12H126V10L123 12V15L125 14ZM41 13H40V15H41ZM45 13V12H44ZM44 13L42 14V15H44ZM55 13H57V11L55 12ZM60 13V12H59ZM61 13H60V15H61ZM72 13V14H71ZM82 13V12H81ZM80 13V14H81ZM90 13H91V11H90ZM109 13V12H108ZM119 13V12H118ZM121 11H120V15H121ZM127 13H130V11H128ZM151 13V12H150ZM165 13H168V12H165ZM35 13H33V15H34ZM76 14V15H77ZM83 14V13H82ZM82 14L80 15V21L84 18H82L81 19V16H82ZM92 14V15H93ZM102 13H99V15H101ZM152 14V13H151ZM29 15V14H28ZM36 15H38V13L36 14ZM36 15H34V17H36ZM40 15H38V16H40ZM41 15V16H42ZM74 15H75V13H74ZM85 15V14H84ZM96 15H98V12H97V14H95V16ZM103 15V14H102ZM119 15V16H120ZM122 15V16H123ZM127 15H129V14H127ZM126 15V16H127ZM132 15V14H131ZM160 15V14H159ZM161 15H162V13H161ZM166 15H168V14H166ZM13 16V17H12ZM37 16V17H38ZM52 16V15H51ZM104 16H106V14L104 15ZM108 17L110 16V15H107ZM125 16V15H124ZM164 16H165V14H164ZM163 16V17H164ZM36 17V18H37ZM45 17L46 16H44V18L42 19V21L45 19ZM54 17V16H53ZM52 17V18H53ZM89 17H91L90 15L89 16H87V19H88V21H86L87 23H89L90 21H89ZM93 17H94V15H93ZM92 17V18H93ZM98 17V16H97ZM100 17V16H99ZM103 17V16H102ZM102 17H100L101 19H103ZM128 17V16H127ZM139 16H137V18H138ZM141 17V16H140ZM143 17V16H142ZM39 18V17H38ZM47 18V17H46ZM56 18V17H55ZM55 18H53L52 20L54 21V19ZM71 18V19H70ZM91 18V19H92ZM99 18V19H100ZM104 18H106V17H104ZM122 18H124V17H121V18H118V19H122ZM132 18V17H131ZM137 18H134L135 19V21L137 20ZM165 18V17H164ZM39 19H41V18H39ZM101 19L100 20H97V18L95 17V18H93L92 20H94V23L96 24V25H98L99 23H100V21H101ZM125 19V18H124ZM123 19V20H124ZM13 21V22H15L14 24H16L17 26H18V29L17 28H15L14 26L13 27H11L10 26V22L8 23V21ZM34 20V19H33ZM33 20H31V21H33ZM115 20V19H114ZM117 20V19H116ZM126 20H129V18L128 19H125V21ZM131 20V19H130ZM165 20V19H164ZM11 21V22H12ZM27 21V20H26ZM29 21V20H28ZM30 21V22H31ZM37 21H39L38 19H37ZM103 22L105 21V19H103L102 20ZM101 21V22H102ZM107 19H106V27H105V31H104V34L106 35V33H107V36H106V38L108 37L109 38V42L111 43V45H110V48H112L111 50H113V52H114V54L113 55H115L116 57H117V64H118V61L120 62V63H122L123 64V62H125V63H128V66H125V67H128V69H131L132 70V73H131V75H132V81H134L135 83H136V87H137V94L139 93V92H141V89H143L142 87H141V83H139L140 81H139V78H140V76H137V67H138V65L136 66L135 65V61H136V59L135 58H137V57H135L134 56V54H133V50H135V42H134V40H132V39H130V37H129V39L128 40H131V42H127V40L126 39H124V40H126V42L127 43H124V42H121L120 41V39H119V37H120V34L121 33H123L122 32V28L121 27H119V26H113V25H110L111 24V21H109L108 22V25H107ZM120 21V20H119ZM132 21H133V19H132ZM135 21H133L134 23L131 25V22H130V26H132V27H130V28H127V29H134V26H135ZM142 21V20H141ZM146 21H148V20H146ZM150 21V20H149ZM35 22H36V20H35ZM50 22V21H49ZM48 22V23H49ZM67 22V21H66ZM85 22V23H86ZM113 22V21H112ZM124 22V21H123ZM123 22H114L115 24H118V23H122L120 26H124V24H123ZM127 22V21H126ZM129 22V21H128ZM33 23V22H32ZM54 23H55V21H54ZM53 23V24H54ZM78 23H80V22H78ZM138 23H140V22H138ZM142 23V22H141ZM146 23H148V22H146ZM145 23V24H146ZM24 24H26V23H24ZM27 24H30V23H27ZM33 24H35V23H33ZM38 23L36 22V25L35 26H37V27H39L38 25H37ZM39 24H40V22H39ZM57 25H58V23H56ZM60 24V23H59ZM71 24L72 23H70L69 25L71 26ZM82 24H84V23H82ZM113 24V23H112ZM127 24V25H126ZM125 25L126 26H129V24L128 23H126ZM144 24V23H143ZM150 24V23H149ZM44 26H47V25H45V24H43ZM56 25V26H57ZM61 25V24H60ZM64 25V24H63ZM80 25V24H79ZM100 25V24H99ZM98 25V26H99ZM102 25V24H101ZM101 25H100V27H101ZM151 25V24H150ZM153 25H154V23H153ZM20 26V27H19ZM28 27H31L32 28V31H33V27L32 26H29V25H27ZM34 26V27H35ZM40 26H41V24H40ZM44 26L42 27H40V29L41 28H43V29H45L44 28ZM59 26V25H58ZM76 26V25H75ZM81 26V25H80ZM80 26H78V27H80ZM83 26H88V25H82V27ZM103 26H105V25H103ZM103 26H102V28H103ZM122 26V27H123ZM125 26V27H126ZM26 27V26H25ZM50 27V26H49ZM48 26H47V28L46 29H48L49 28ZM53 26L51 25V28H52ZM62 27V26H61ZM60 27V28H61ZM72 27H74V26H72ZM77 27V26H76ZM78 27H77V29H78ZM89 27H90V29L89 30H92L91 29V26L89 25ZM138 26H135V29L137 28ZM139 27H142V26H139ZM30 28V29H31ZM51 28H49V29H51ZM55 28V27H54ZM57 28V27H56ZM75 28V27H74ZM73 28V29H74ZM92 28H93V26H92ZM152 28V27H151ZM154 28V27H153ZM35 29H37L36 27H35ZM34 29V31H36ZM46 29H45V31H46ZM76 29V28H75ZM80 29V28H79ZM78 29V30H79ZM83 29V28H82ZM84 29H85V27H84ZM83 29V31H86V30H88V29H85L84 30ZM97 28H95V30H96ZM99 29V28H98ZM146 29V28H145ZM157 29V28H156ZM39 30V29H38ZM59 29L57 28L56 30H54L53 28H52V31H55V32H59L58 31ZM61 30V29H60ZM66 30V29H65ZM64 30V31H65ZM78 30H77V33H78ZM88 30V31H89ZM94 30V29H93ZM100 30V29H99ZM98 30V31H99ZM102 30V29H101ZM131 30V31H132ZM143 30V29H142ZM150 30V29H149ZM33 31V32H34ZM51 30H49V33L50 32H52ZM82 31V32H83ZM97 31V32H98ZM129 31V30H128ZM131 31H129L128 33L130 34V32ZM152 31V30H151ZM159 31V30H158ZM161 31V30H160ZM165 31V30H164ZM41 32V31H40ZM46 32H48V30L46 31ZM46 32H43L42 34L44 35V33H46ZM61 33H62V31H60ZM67 32V31H66ZM79 32H81V31H79ZM90 32V31H89ZM100 32L101 31H99V34H100ZM103 32V31H102ZM132 32H134V33H136V31L134 30V31H132ZM132 32H131V34H132ZM32 33V32H31ZM36 34H38V32L36 31L35 32ZM49 33H46V35L49 37V35H51V34H49ZM53 33V32H52ZM94 33H95V31H94ZM94 33H93V35H94ZM156 33V32H155ZM55 34V33H54ZM54 34H52L53 35V37H54ZM58 34V33H57ZM65 33H63V35L62 36H65V38L67 37V35L65 34ZM72 34V33H71ZM80 34H82V33H80ZM102 34V33H101ZM100 34V35H101ZM147 34V33H146ZM160 34V33H159ZM167 34V33H166ZM29 35V34H28ZM38 35H40V34H38ZM36 36V35H34V36H36L37 37V39H40V38H38L39 36ZM42 35V36H43ZM56 35V34H55ZM59 35H61L60 33H59ZM73 35V34H72ZM87 35V34H86ZM92 35V36H93ZM98 35V34H97ZM96 35V36H97ZM125 35H126V33H125ZM124 35V36H125ZM161 35V34H160ZM159 35V36H160ZM164 35V34H163ZM46 36V37H47ZM70 36V35H69ZM68 36V37H69ZM85 36V35H84ZM84 36H83V38H84ZM89 36V35H88ZM87 36V37H88ZM95 36V37H96ZM127 36V35H126ZM125 36V37H126ZM132 36V35H131ZM165 36H167V35H165ZM47 37V38H48ZM56 37V36H55ZM99 37V36H98ZM98 37H96L95 39H97ZM102 37H104V35L103 36H101V38H99L100 39V41H102L103 39H102ZM122 37V36H121ZM135 37H136V35H135ZM141 37V36H140ZM148 37V36H147ZM168 37V36H167ZM43 38H44V36H43ZM46 38V39H47ZM58 38H60V37H57V39ZM71 38V37H70ZM94 38V37H93ZM106 38L104 39L105 41H106ZM108 38H107V40H108ZM123 38V37H122ZM169 38V37H168ZM49 39H51V40H54V39H52V36H50V38ZM48 39V40H49ZM64 41H65V39H64V37L62 38ZM69 39V38H68ZM90 39V38H89ZM30 40V39H29ZM35 40V39H34ZM59 40H61V38L59 39ZM67 40V39H66ZM69 40H72V38L71 39H69ZM98 40V39H97ZM142 40V39H141ZM153 40V39H152ZM157 40V39H156ZM171 40V39H170ZM7 41V40H6ZM9 41V40H8ZM57 40H55V42H56ZM63 41V42H64ZM68 41V40H67ZM74 41V40H73ZM84 41V40H83ZM87 41V40H86ZM90 41V40H89ZM93 40H91L90 41V43L92 42ZM105 41H102V42H104L103 44H105ZM138 41V40H137ZM43 42V41H42ZM42 42H40V43H42ZM55 42L53 41V43L55 44ZM60 42V41H59ZM58 42V43H59ZM69 42V41H68ZM67 42V43H68ZM79 42V41H78ZM88 42V41H87ZM108 42V43H109ZM142 42V41H141ZM145 42V41H144ZM52 43V44H53ZM57 43V42H56ZM66 43V44H67ZM71 43V42H70ZM69 43V45L71 46V44ZM75 43V42H74ZM77 43V42H76ZM94 44L95 43H97V42H93ZM93 43H92V46H93ZM98 43H99V41H98ZM97 43V44H98ZM107 43V42H106ZM132 43H135L134 45L132 44ZM158 43V42H157ZM12 44V43H11ZM50 44V43H49ZM60 44H62V42H60L58 45H57V47L58 46H60ZM64 45H65V42L63 43ZM83 44H84V42H83ZM82 44V45H83ZM100 44H102V43H100ZM100 44H98L99 46H100ZM138 44V43H137ZM39 44H37V45H35L36 47L38 46ZM48 45V44H47ZM68 45V44H67ZM75 45H77V44H75ZM75 45L74 46H71V48L73 49V47H75ZM79 45V44H78ZM80 45H81V42H80ZM79 45V46H80ZM160 45V44H159ZM158 45V46H159ZM31 46H33V44L31 45ZM30 46V50L29 51H31L33 48ZM40 46V48H42V50H41V54H39V56L38 55H35L34 54V56H35V59H36V61L37 62H41V66L40 67H42V71H36L37 73L39 72V74L37 75V73H36V78H37V81H35L36 79H34L33 77H35L34 76V74L33 73H31V72H26V71H23V70H21L22 69V67H21V69L20 70H16V69H18L17 67H16V64H18L19 63V60H17L18 61V63H16V61H14V62H12V64H10L11 63V61H10V63L8 64V63H5V61L3 60V59H0V79H5V81H6V83L4 84V85H2V84H0V98L1 99H4L5 101H3V103L4 102H7V103H9L14 109L16 108L18 111H20V112H22L28 119H30L31 120V122L30 123H36L37 124V131H42L44 134H46L47 136H49L50 137V139L49 138H47V142H49V141H51V140H53V139H55L56 138V135L57 134H60L59 132H62V130L63 131H65V132H63V134L65 133L66 135V137L65 138H68L67 139V141H64L65 143L63 144V145H65L66 144V142H68V140L70 141H73L75 144H77V147H78V150L80 151V153H82V154H80V156L81 155H83L84 156V159L87 157V159L88 160H94L95 161V165L97 164V165H99V168H101V172H103V173H105L106 174V176L107 177H109V178H107V179H109V180H105L104 179V175H102L103 176V178H101L102 176H100L99 174L98 175H96V176H98V177H100L101 179H103L102 181H106V184H103V182H102V185L104 186H102V187H100L99 188V186L97 187V183L96 182H99V178H97V180L98 181H96V177L95 176H93V178L95 179H93L92 180V182H94V183H96V187L97 188H99V189H95V191L94 192H96L97 190H100L102 193H103V195L102 196H100L102 199L101 200H103V198L104 197H108L107 195H109V193H111L110 195H112V197L111 198H107L109 201H106V203L108 202V204H109V209H110V212H107V213H103V212H101L100 211V213H96L97 212V208H95V205L94 204H92V197L91 196H95L94 194H93V192H91V188H89L90 189V192L87 190L88 189V187L89 186H91V185H89L88 183L90 182L91 183V181H90V179H89V182L87 183L85 180H84V175H82V173L83 174H85V173H89V172H85V170L84 171H82L81 170V174H79V173H77V174H79V175H81V179L80 178H78V177H80L79 175L76 177L75 175H70V174H72L73 172H71V171H75V170H73L75 167H74V164H76V160H74V162H72V163H74L73 165H71V167H72V169L69 171V175L67 174V172H65L67 175L63 178V179H60L59 178V176L57 175V173H56V175L58 176V178H56V177H54V175L52 176L51 174H52V171L49 169L48 171H49V174L47 175V173H45L47 176H45V177H42L41 176V179H40V181H38V180H32L31 182H30V179L29 178H27V177H30V175L31 174H27L28 176H23V178H24V180H26V178L27 179H29V181L27 182V184H23V182H20L19 181V183H18V189H19V191L21 192V193H23L22 195L24 196V197H26L28 194H27V192L28 193H30V194H32L31 196L33 197L34 195L36 196L35 198H36V201H35V204H34V202L32 203L33 204V207L34 208H36V212L37 211H41V213H39V214H41V215H46V217H48L49 218V220H51V219H57V220H64V221H66L67 219H73L74 221H72L73 223L71 224V226L73 227V229L74 228H77V227H79V232L78 233H80L81 235H80V239H81V242L84 244L85 243V245H91L93 248H94V251L95 252H97V253H99V254H102L103 255V258H102V260L100 259V262H97V264H104V263H107V264H110V263H112V262H114V263H112V264H115V261L116 260H113V258H112V262H109V259H111L110 257H108L109 255L108 254H110V251L111 252H113V253H115L116 254V251H115V247L117 246L116 244V246L114 245V240L115 239H117L118 238V236H120V233H122L123 231H127L128 230V232H126L127 234H129V235H131L132 236V234H131V229H132V231L134 232V230H133V228L136 230L135 232V235H136V237H135V235L133 236V239H131V240H128L129 242H131L130 243V247H129V249H128V252L129 251H133L134 253L136 252V254L137 255H139L140 253L142 254V255H144L145 256V258H144V260H146V262L147 263H149V264H162V262L164 263V259H162L161 257H159L158 256V254L157 255H155L156 254V251H161L162 249V247H164L163 246V236L165 235L164 234V230L165 229H163V224H162V221H161V219H160V216H158L157 214H156V209L159 207L158 205L157 206H154V204H153V207H157L156 209H154V208H151L150 206H149V204H148V202H145L146 200H148V197H149V201L151 202V200L155 197L154 196V194L155 193H152L153 191L155 192L156 190H158V189H160L162 186L160 185V183H158V182H161V179L162 180H164L163 178H165V177H168V176H165L166 175V173H167V175H169V177H170V174L169 173H173L174 172V170H173V167H171V166H169L168 165V160H169V158L170 157H168V155H169V153L170 152H173V151H171V149L173 150L174 148V146H171L172 148L170 149L169 147L170 146H168V149L170 150H166L167 148H166V145L165 144H167L166 142L169 140V138L167 137L166 139H168V140H164L163 138H165L166 137V134L164 135V137H162L161 135H159L158 134V136L156 137V135H154V137H146V139L144 138L143 140H144V144H142L143 146H145V140H146V143H151V144H153L152 146H153V148H152V155H153V152H154V155H153V158L154 159H152L153 161H143L144 159H139V157L137 156L138 154L136 153L135 154V148H137V145L138 144H140L141 143V138L142 137H136V134H137V131H138V129L137 128H135L134 126V124L133 123H131V118L132 117H130L129 116V113H130V109L129 108H126V106H124L123 107V104H122V101H123V98L125 97V95H124V97H122V95H120V91H118L114 86L116 85V84H114L113 85V87H114V89L109 85V83H107V82H109L108 80H109V78L111 77V75H110V73L108 74V75H110L109 76V78H107V81H106V79H105V81L102 79V81L100 80V78L98 77V75L95 73V77L97 76V80L99 79V81H100V85L101 84H103L102 85V87H100L101 88V90H98V88H97V86L98 85H96V83L98 84V82L99 81H97L96 82V78H94L93 76V74H92V72H94L93 70H91V69H93L91 66L92 65H89V63L87 64L86 62H87V55H86V57H84V55L86 54H84L83 55V57L85 58V61L84 60H82V54H80L79 56L76 54V53H78V52H75V55L72 57V59H69V61L66 59V58H68V57H70V55H69V51L67 50L66 51V53H68V55L67 54H65V52H63L62 50V52H59L58 53V51H57V53H56V51L54 52V50L53 51H48V49L46 50V48L45 47H43L42 45H39ZM66 46V45H65ZM78 46V47H79ZM85 46V45H84ZM89 46H91V44L89 45ZM91 46V47H92ZM105 46H106V44H105ZM7 48H8V45L6 46ZM61 48L63 47V46H60ZM81 47H83V46H81ZM98 46H94L93 47V49H99V50H97V51H99V52H97L96 50V54L98 53H101V51L102 52H105L104 50H102V48L101 47H103V45L102 46H100V48H97ZM107 47V46H106ZM106 47H104V48H106ZM1 48V47H0ZM32 48V49H31ZM39 48V47H38ZM40 48H39V50H40ZM68 48V47H67ZM107 48H109V47H107ZM110 48H109V50H110ZM141 48V47H140ZM139 48V49H140ZM55 49H56V47H55ZM65 49V48H64ZM77 49V48H76ZM87 49H89V47L87 48ZM86 49V50H87ZM91 49V48H90ZM89 49V50H90ZM139 49H137V52H138V50ZM34 50V49H33ZM33 50H32V52H33ZM38 50V49H37ZM57 50V49H56ZM60 50V49H59ZM73 50H75V48L73 49ZM79 50H81L80 48H79ZM85 50V49H84ZM101 50V51H100ZM110 50V51H111ZM145 50V49H144ZM75 51H77V50H75ZM95 51H91L92 52V54H93V52H95ZM11 52V51H10ZM85 52V51H84ZM83 51L82 52H80V53H84ZM87 52V51H86ZM107 52V51H106ZM106 52L104 53L105 55H106ZM31 53V52H30ZM34 53V52H33ZM71 53V55H72V52H70ZM88 53V52H87ZM110 54L111 53V55H112V51L111 52H107V54ZM139 53V52H138ZM146 53V52H145ZM148 53V52H147ZM74 54V53H73ZM91 54V53H90ZM95 53L93 54V59L95 60V57H98V56H94V55H96ZM103 54V55H104ZM108 54V55H109ZM67 55V57L65 58V56ZM100 55V54H99ZM102 55V54H101ZM102 55V56H103ZM137 55V54H136ZM140 55V54H139ZM163 55V54H162ZM0 56H1V54H0ZM91 56V55H90ZM107 56V55H106ZM106 56H103L104 58H102L103 60L105 59V57ZM141 56V55H140ZM145 56V55H144ZM2 57V56H1ZM8 57V56H7ZM81 57V58H80ZM113 57V56H112ZM10 58V57H9ZM92 58V57H91ZM110 58V57H109ZM139 58V57H138ZM34 59V58H33ZM33 59H30V60H32V61H34ZM63 59V60H62ZM90 59V57L88 56V60ZM93 59H91V61H93ZM108 59V58H107ZM140 59V58H139ZM145 59V58H144ZM11 60H13V57H12V59ZM29 60V59H28ZM29 60V61H30ZM67 60V61H66ZM97 60H99V57H98V59H96L95 60V62H97ZM106 60V59H105ZM112 60V59H111ZM146 60V59H145ZM32 61H30V62H32ZM59 61H60V63H59ZM30 62H28V63H30ZM100 62H104V61H101V57H100V61H99V63ZM106 62H107V60H106ZM139 62H141V60L139 61ZM181 62V61H180ZM98 63V64H99ZM108 63H110V61L108 62ZM146 63H147V61H146ZM162 63H163V61H162ZM91 64V63H90ZM97 64V65H98ZM116 64V65H117ZM138 64V63H137ZM167 64V63H166ZM2 65V66H1ZM20 64H18V66H19ZM21 65H22V63H21ZM29 67L28 68H30L31 69V71H32V69H33V71H34V69H36V68H38V67H36V68H33L34 66H32L33 65V63H31V64H27ZM27 65H25V66H23V67H26ZM38 65H40V64H38ZM94 65V64H93ZM96 65V66H97ZM100 65V64H99ZM108 64L106 63V65L105 66H107ZM111 65V63L109 64V66ZM144 65V64H143ZM54 66H58L57 67V69H55L54 68ZM95 66V65H94ZM93 66V67H94ZM120 66V65H119ZM145 66H147V65H145ZM179 66V65H178ZM114 68H117V67H115V66H113ZM121 67H122V65H121ZM150 67H151V65H150ZM149 67V68H150ZM91 68V69H90ZM99 68H101L100 66H99ZM98 68V69H99ZM104 68V67H103ZM120 68V67H119ZM148 68V67H147ZM171 68V67H170ZM52 69L53 70H55V71H57V78H61V79H63V78H65L66 79V82H65V84L66 83H72V85L71 86H76V87H78L77 89H79L78 91H79V93L81 92V95H80V97H82L83 95V98H80V99H83V101H84V97L88 100H86V102L88 103H83L84 105H88L87 107L86 106H83V107H85V108H87V111L89 110L88 108H89V105H91V107H92V109H91V111L93 112V114L95 115V116H93L91 113L89 114V112H90V110H89V112H87L88 114H89V119L91 120V121H86V119H88V118H86V117H88V115L85 117L84 115L85 114H83V115H81V116H84L85 118V121H86V124H87V126H86V124L84 123V122H82V123H84L85 124V127L83 128V127H80L81 128V130L79 129L78 130V128L77 127H75L74 126V122L73 121H71V120H74V119H72L73 117H71V115L73 114V111L71 112V110H70V108H69V106L67 105V104H62V105H58V104H56L55 103V96H57L58 94H60L59 92H57V94H56V92H55V90H54V88L52 87V88H50V85L52 84L51 82H50V79L51 78H53V74L51 73V75H50V78H49V76L47 77V78H49V79H47L46 77H45V70H51L52 71ZM121 69H123V68H121ZM144 69V68H143ZM38 70V69H37ZM108 70V69H107ZM107 70H106V72H107ZM110 70H111V68H110ZM124 70V69H123ZM30 71V70H29ZM32 71V72H33ZM51 71H48L47 73H49V72H51ZM92 71V72H91ZM98 71V70H97ZM116 71V70H115ZM121 71V70H120ZM128 71V70H127ZM141 71V70H140ZM104 72V71H103ZM106 72H105V74H106ZM110 72V71H109ZM125 72V71H124ZM171 72V71H170ZM35 73V72H34ZM46 73V74H47ZM100 73V72H99ZM114 73V72H113ZM143 73V72H142ZM149 73V72H148ZM154 73H155V71H154ZM128 74V73H127ZM166 74V73H165ZM178 74V73H177ZM93 75V76H92ZM113 75V74H112ZM139 75V74H138ZM141 75V74H140ZM144 75V74H143ZM176 75V74H175ZM102 76H103V74H102ZM101 76V77H102ZM106 76V75H105ZM145 76V75H144ZM148 76V75H147ZM55 77V76H54ZM115 77V76H114ZM119 77H120V75H119ZM118 77V78H119ZM126 77V76H125ZM139 77V78H138ZM146 77V76H145ZM151 77H153V76H151ZM170 77V76H169ZM56 78V79H57ZM117 78V79H118ZM150 78V77H149ZM181 78V77H180ZM184 78V77H183ZM55 78H54V80L55 81H57ZM61 79H60V83L61 84H63V81L61 82ZM125 79V78H124ZM126 79H128V77L126 78ZM125 79V80H126ZM141 79V78H140ZM31 80H34L35 82H37V83H39L40 84V86H38V85H36V84H34V82H31ZM111 80V79H110ZM119 80V79H118ZM150 80V79H149ZM162 80V79H161ZM176 80V79H175ZM51 81H53V79H51ZM59 81V80H58ZM115 81V80H114ZM113 81V82H114ZM128 81V80H127ZM130 81V80H129ZM147 81V80H146ZM167 81V80H166ZM180 81V80H179ZM178 81V82H179ZM101 82H103V83H101ZM112 82V81H111ZM113 82L111 83V84H113ZM149 82V81H148ZM147 82V83H148ZM158 82V81H157ZM184 82V81H183ZM58 83V82H57ZM121 83V82H120ZM173 83V82H172ZM53 84H56L55 82L53 83ZM52 84V85H53ZM61 84L60 85H58V86H60V88H62L63 87V85H62V87H61ZM64 84V85H65ZM143 84V83H142ZM152 83H150V85H151ZM158 84V83H157ZM118 85V84H117ZM116 85V86H117ZM120 85H122V83L120 84ZM120 85H119V87H120ZM144 85V84H143ZM146 85V84H145ZM144 85V86H145ZM153 85H155V84H153ZM54 86V85H53ZM57 86V87H58ZM71 86H70V88H71ZM126 86V85H125ZM148 86V85H147ZM147 86H146V88H147ZM152 86V85H151ZM158 86H159V84H158ZM176 86V85H175ZM1 87H3V88H5V90L3 91L2 89H1ZM39 87L40 88H42V87H44V91H42V93L40 92V90H39ZM76 87H74V88H76ZM99 87V86H98ZM134 87V86H133ZM56 88V87H55ZM59 88V87H58ZM69 88V89H70ZM73 88V87H72ZM99 88V89H100ZM135 88V87H134ZM145 88V87H144ZM156 88V87H155ZM164 88V87H163ZM169 88V87H168ZM168 88H166V89H168ZM174 88V87H173ZM67 89V88H66ZM76 89V90H77ZM120 89V88H119ZM123 89V88H122ZM154 89V88H153ZM158 89V88H157ZM42 90H43V88H42ZM62 90L63 89H61V92H62ZM73 90V89H72ZM117 90V91H116ZM132 90V89H131ZM161 90V89H160ZM46 91V92H45ZM64 91H66V90H63V92ZM68 91V90H67ZM67 91L66 92H64L66 95H67ZM78 91H77V93H78ZM134 91V90H133ZM155 91H156V89H155ZM173 91V90H172ZM69 92V91H68ZM73 92H75L76 93V91H73ZM73 92H71V93H73ZM43 93H46L47 95H43ZM161 93V92H160ZM182 93V92H181ZM49 94V95H48ZM83 94V95H82ZM145 94V93H144ZM143 94V95H144ZM158 94V93H157ZM161 94H165V93H161ZM170 94V93H169ZM177 94H179V93H177ZM74 95H76V97H77V94H74ZM129 95V94H128ZM159 95V94H158ZM175 95V94H174ZM68 96H69V94H68ZM138 96V95H137ZM148 96H150V95H148ZM168 96V95H167ZM134 97H135V94H134ZM140 97V96H139ZM59 98V97H58ZM61 98V97H60ZM149 98V97H148ZM171 98H173V96L171 97ZM67 99L68 98H64V100H66L67 101ZM69 99H70V97H69ZM68 99V100H69ZM77 99H78V97H77ZM76 99V100H77ZM79 99V101L81 102V100ZM130 99V98H129ZM138 99V98H137ZM146 99V98H145ZM152 99V98H151ZM160 99V98H159ZM163 99V98H162ZM209 99V98H208ZM58 100V99H57ZM61 100V99H60ZM75 100V101H76ZM175 100V99H174ZM2 101V100H1ZM65 101V102H66ZM78 101V100H77ZM78 101V102H79ZM132 101V100H131ZM138 101H139V99H138ZM163 101V100H162ZM58 102V101H57ZM61 102V101H60ZM78 102H76L77 104H78ZM79 102V103H80ZM141 102H142V100H141ZM150 102H151V100H150ZM153 102V101H152ZM175 102V101H174ZM184 102V101H183ZM2 102H0V104H1ZM2 103V104H3ZM69 103V102H68ZM135 103V102H134ZM133 103V104H134ZM164 103V102H163ZM170 103V102H169ZM8 104V105H9ZM60 104V103H59ZM82 104V105H83ZM127 104V103H126ZM132 104V105H133ZM139 104H142V103H139ZM139 104H138V106H139ZM186 104V103H185ZM69 105H73L72 104V102H71V104H69ZM75 105V104H74ZM73 105V106H74ZM79 105V104H78ZM82 105H80V108H81V106ZM199 105V104H198ZM148 106V105H147ZM163 106V105H162ZM165 106V105H164ZM163 106V107H164ZM196 106V105H195ZM3 107V106H2ZM47 107H50V109L48 110V109H46ZM71 107V106H70ZM76 107V106H75ZM74 107V108H75ZM128 107V106H127ZM136 107V106H135ZM145 107V110H146V106H144ZM157 107H158V105H157ZM166 107V106H165ZM177 107V106H176ZM204 107V106H203ZM203 107H202V109H203ZM5 108H6V106H5ZM4 108V109H5ZM77 108H79V107H77ZM77 108H75L76 110H75V112L77 111V112H79L80 110H78ZM84 108V109H85ZM132 108V107H131ZM134 108V107H133ZM160 108V107H159ZM188 108V107H187ZM190 108V107H189ZM72 109V108H71ZM140 109H142V108H140ZM151 109V108H150ZM155 109V108H154ZM171 109V108H170ZM192 109V108H191ZM225 109V108H224ZM10 110V109H9ZM16 110V114H19L18 113V111ZM73 110V109H72ZM82 110V109H81ZM139 110V109H138ZM147 110H149V109H147ZM146 110V111H147ZM161 110V109H160ZM1 111V110H0ZM3 111V110H2ZM1 111V112H2ZM11 111V110H10ZM14 111V110H13ZM140 111V110H139ZM153 111V110H152ZM156 111V110H155ZM189 111V110H188ZM216 111V110H215ZM229 111V110H228ZM85 112V111H84ZM95 112V113H94ZM135 112V111H134ZM137 112V111H136ZM148 112V111H147ZM167 112V111H166ZM175 112V111H174ZM184 112V111H183ZM190 112V111H189ZM231 112V111H230ZM86 113V114H87ZM140 113V112H139ZM149 113H150V111H149ZM158 113V112H157ZM169 113H171V112H169ZM178 113V112H177ZM181 113V112H180ZM198 113V112H197ZM196 113V114H197ZM203 113V112H202ZM221 113H222V111H221ZM224 113V112H223ZM8 114L9 113H7V117H8ZM54 114H56V118L54 117H52V115H54ZM57 114H58V116H57ZM77 114V113H76ZM79 114H80V112H79ZM79 114H77V115H79ZM152 114V113H151ZM208 114V113H207ZM226 114V113H225ZM225 114H223V115H225ZM2 115H3V113H2ZM1 114H0V117L2 116ZM5 115V114H4ZM10 115V114H9ZM24 115H22V116H24ZM155 115V114H154ZM174 115H175V113H174ZM186 115V114H185ZM193 115V114H192ZM198 115H200V114H198ZM202 115H204V114H202ZM214 115V114H213ZM222 115V116H223ZM227 115V114H226ZM81 116L80 117H78V118H81ZM91 116L93 117V119H95L96 118V121L94 120V123H92V124H95V125H93L94 127L92 128V125H91V122H93V120L91 119ZM158 116V115H157ZM172 116V115H171ZM179 116H181V114L179 115ZM178 116V117H179ZM137 116L135 115V118H136ZM168 117V116H167ZM183 117V116H182ZM209 117V116H208ZM212 117V116H211ZM232 117V116H231ZM2 118H5L4 116H2ZM1 118V119H2ZM9 118V117H8ZM18 118H20V117H18ZM165 118V117H164ZM205 118V117H204ZM224 118V117H223ZM6 119V121H8L7 120V118H5ZM136 119H139V118H136ZM159 119V118H158ZM183 119V118H182ZM184 119H185V117H184ZM214 119H216V118H214ZM213 119V120H214ZM222 119V118H221ZM228 119V118H227ZM29 120V121H30ZM80 120V119H79ZM78 120V121H79ZM163 120V119H162ZM165 120V119H164ZM163 120V121H164ZM179 120H180V118H179ZM225 120V119H224ZM1 121H3L2 122V124H4L5 123V120H1ZM11 121V120H10ZM28 120H26L25 122H27ZM75 121H76V118H75ZM168 121V120H167ZM170 121H171V119H170ZM169 121V122H170ZM188 121H191V119L189 120L188 119ZM209 121V120H208ZM212 121V120H211ZM229 121V120H228ZM232 121V120H231ZM73 122V123H72ZM135 122H137V127L138 128H140L139 126L141 125V127L142 126H144L143 125V123L142 124H140L138 121H135ZM153 122H156V121H153ZM152 122V123H153ZM184 122V121H183ZM213 122H215V121H213ZM217 122V121H216ZM29 123V122H28ZM81 123V124H82ZM145 123V122H144ZM151 123V122H150ZM151 123V125H154V128L156 129V128H158V126H157V124L156 123H153L152 124ZM164 123H166L165 121H164ZM164 123H161V124H164ZM192 123V122H191ZM204 123H206V122H204ZM7 123H5V126L4 125H2V126H4V128L3 127H0V128H3L4 130H5V127L7 126V128H8V125H6ZM8 124H9V122H8ZM80 124V123H79ZM83 124V125H84ZM140 124V125H139ZM146 124V123H145ZM169 123H167L166 125H168ZM199 124H200V122H199ZM212 124V123H211ZM215 124V123H214ZM225 124V123H224ZM224 124H222V125H224ZM230 124V123H229ZM31 125V127H32V124H30ZM76 125V124H75ZM91 125V126H90ZM131 125H133V128L132 129H128L129 128V126L130 127H132ZM139 125V126H138ZM147 125H149V123L147 124ZM146 125V126H147ZM180 126V124H177V126ZM187 125H188V123H187ZM186 125V126H187ZM190 125V124H189ZM213 125V124H212ZM10 126H11V124H10ZM77 126V125H76ZM150 126V125H149ZM155 126H157V127H155ZM160 126V125H159ZM164 126V125H163ZM162 126V127H163ZM178 126V127H179ZM231 126V125H230ZM13 127V126H12ZM11 127V128H12ZM14 127H16V126H14ZM18 127V126H17ZM29 127V126H28ZM29 128V129H32V128ZM36 127H33L34 129H36ZM78 127H79V125H78ZM148 127V126H147ZM151 127H153V126H151ZM188 127V126H187ZM227 127V126H226ZM10 128V129H11ZM26 128V127H25ZM25 128H24V130H25ZM82 128H83V130H82ZM164 128V127H163ZM167 128H168V126H167ZM167 128H165L166 130H167ZM170 128V127H169ZM185 128V127H184ZM205 128V127H204ZM13 129H15V128H13ZM19 129H21V128H19ZM29 129H27L28 131H29ZM141 129V128H140ZM142 129H144L145 130V133L146 134H148V131L149 130H151V128H148L147 130L145 129V127H143ZM154 129V130H155ZM159 129H161L160 127H159ZM159 129H158V133L159 132H161V133H163L164 132V130H162V131H159ZM171 129V128H170ZM194 129V128H193ZM211 129V128H210ZM17 130V129H16ZM153 129H152V131H154ZM157 130V129H156ZM172 130V129H171ZM179 130V129H178ZM191 130V129H190ZM225 130V129H224ZM223 130V131H224ZM230 130V129H229ZM14 131V130H13ZM18 131V130H17ZM31 131V130H30ZM33 131V130H32ZM142 131V130H141ZM169 131V130H168ZM174 131V130H173ZM228 131V130H227ZM19 133L21 132V130L20 131H18ZM26 132V131H25ZM149 132H151V131H149ZM157 132V131H156ZM172 132V131H171ZM175 132V131H174ZM186 132V131H185ZM190 132V131H189ZM3 133V132H2ZM17 133V132H16ZM29 133H31V132H29ZM139 133V132H138ZM160 133V134H161ZM166 133V132H165ZM170 133V132H169ZM177 133V132H176ZM4 134V133H3ZM7 134V133H6ZM11 134V133H10ZM39 134V133H38ZM142 134H144V133H142ZM172 134V133H171ZM180 134H182V132L180 133ZM179 134V135H180ZM222 134V133H221ZM225 134H227V133H225ZM5 135V134H4ZM8 135V134H7ZM6 135V136H7ZM16 135V134H15ZM14 135V136H15ZM21 135H23V134H21ZM20 135V136H21ZM34 135V134H33ZM36 135H37V133H36ZM43 135V134H42ZM163 135V134H162ZM193 135V134H192ZM191 135V136H192ZM207 135V134H206ZM214 135V134H213ZM216 135V134H215ZM224 135V134H223ZM9 136V135H8ZM10 136H12V135H10ZM143 136H145V134L143 135ZM152 136V135H151ZM171 136V135H170ZM183 136H184V133H183ZM183 136H181L180 135V138L181 137H183ZM211 136V135H210ZM18 137V136H17ZM16 137V138H17ZM59 137V136H58ZM173 136H171L170 138L172 139V141H173V139L176 137H174V138H172ZM178 137V136H177ZM45 139H46V136L44 137ZM44 138H41V140L42 139H44ZM179 138V137H178ZM180 138H179V140H180ZM198 138H199V136H198ZM201 138V137H200ZM211 138V137H210ZM11 139V138H10ZM30 139V138H29ZM49 139V140H48ZM170 139V140H171ZM182 139V138H181ZM187 139V138H186ZM190 139V138H189ZM193 139H195V136H194V138ZM204 139V138H203ZM223 139V138H222ZM230 139V138H229ZM5 140V139H4ZM15 140V139H14ZM26 140V139H25ZM31 140H33V139H31ZM39 139H36V141H38ZM41 140H40V142H41ZM147 140H148V142H147ZM176 140H178V139H176ZM178 140V141H179ZM55 141V140H54ZM59 141V140H58ZM61 141V140H60ZM164 141H166L165 142V144L163 143ZM182 141H183V139H182ZM181 141V143H179V145L180 144H182L183 142ZM186 141V140H185ZM193 141V140H192ZM223 141V140H222ZM263 141V146H264V139L262 140ZM0 142H3L2 140H0ZM8 142H11V141H9L8 140ZM39 142V141H38ZM39 142V144L37 145V143H36V145L37 146H39L40 144H42V143H45V142H41L40 143ZM73 142H72V144H73ZM168 142H170V143H172L171 141H168ZM193 142H195V141H193ZM209 142V141H208ZM15 143V142H14ZM35 143V142H34ZM53 143V142H52ZM58 143H61V142H58ZM63 143V142H62ZM70 143V142H69ZM69 143H67V144H69ZM143 143V142H142ZM169 143V144H170ZM174 143H176V142H174ZM201 143V142H200ZM47 143H45V145H46ZM53 144H57L56 142H54ZM150 144V145H151ZM184 145L186 144V143H183ZM180 145V146H183L184 147V145ZM195 144V143H194ZM9 145V144H8ZM26 145H28V144H26ZM30 145V144H29ZM49 145H52V144H47V146H49ZM61 145V144H60ZM130 145H133L134 146V149H131L130 147ZM142 145H141V147H142ZM174 145V144H173ZM190 145V144H189ZM198 145V144H197ZM212 145V144H211ZM1 146V145H0ZM2 146H4V145H2ZM21 146V145H20ZM19 146V147H20ZM42 146V145H41ZM53 146V145H52ZM69 147H70V144L68 145ZM139 146V145H138ZM177 146V144L175 145V147ZM187 146V145H186ZM191 146H192V144H191ZM196 146V145H195ZM203 146V145H202ZM206 146V145H205ZM209 146V145H208ZM218 146V145H217ZM232 146V145H231ZM261 146H262V143H261ZM5 147V146H4ZM53 147H55V145L53 146ZM60 147V149H61V146H59ZM68 147V148H69ZM73 147H75V148H77L76 146H73L72 145V148L69 150L68 148H66V146H65V148L66 149H68L69 150V152H72L73 153V155H74V152L75 151H72V149H73ZM150 147V146H149ZM148 147V148H149ZM188 147V146H187ZM197 147H199V145L198 146H196V147H192V148H197ZM37 148H39V147H37ZM43 148V147H42ZM45 148H46V146H45ZM45 148H44V150H45ZM48 148H50V146L49 147H47V150H48ZM56 148V147H55ZM143 148V147H142ZM141 148V149H142ZM185 148V147H184ZM183 148V149H184ZM199 148H202L201 146L199 147ZM205 148V147H204ZM216 148V147H215ZM231 148V147H230ZM4 150H5V148H3ZM40 149V148H39ZM38 149V150H39ZM59 149V148H58ZM141 149H138V150H140V152L142 151ZM183 149H182V151H183ZM188 148H185V152H184V154L186 153V152H188V154L190 155V154H192L193 152L192 151H190V153H189V150H187ZM214 149V148H213ZM12 150V149H11ZM24 150V149H23ZM28 150H30V149H28ZM36 151H37V149H35ZM49 150H52V152H54L53 150L54 149H49ZM56 150V149H55ZM74 150H76V149H74ZM77 150V151H78ZM178 150V149H177ZM181 150V149H180ZM192 150V149H191ZM194 150V149H193ZM217 150V149H216ZM225 150V149H224ZM3 151V150H2ZM2 151H0V152H2ZM19 151V150H18ZM35 151V152H36ZM60 151V150H59ZM65 151H67V150H65ZM78 151V152H79ZM110 151H112V154L113 155H116V159H113V157H112V154H110L109 152ZM197 151V150H196ZM196 151H194V154H195V152ZM198 151H200V150H198ZM197 151V152H198ZM209 151H211V150H209ZM208 151V152H209ZM212 151H214V150H212ZM264 151V150H263ZM4 152V151H3ZM28 152V151H27ZM33 152V151H32ZM44 152V151H43ZM46 152H50V151H46ZM56 152H57V150H56ZM60 152H62V151H60ZM60 152H57V153H60ZM149 152H150V150H149ZM192 152V153H191ZM204 152H205V150H204ZM203 151L201 152V154L203 155V153H204ZM216 152V151H215ZM233 152V151H232ZM20 153V152H19ZM34 153V152H33ZM47 153V154H48ZM57 153H55L54 152V154H56V155H59V154H57ZM72 153L70 154V156L72 155ZM178 153V152H177ZM176 153V154H177ZM207 153V152H206ZM5 154H6V152H5ZM9 154V153H8ZM7 154V156H9ZM15 154V153H14ZM41 154V153H40ZM50 154V153H49ZM61 154V153H60ZM64 154V153H63ZM62 154V155H63ZM67 154H69L68 152H67ZM75 154H77V153H75ZM146 154V153H145ZM144 154V155H145ZM173 154V153H172ZM181 153H178V156H182V155H180ZM188 154H187V156H186V154L184 155V156H186V157H188ZM194 154L192 155V156H194ZM196 154H198V153H196ZM195 154V155H196ZM220 154V153H219ZM24 155V154H23ZM30 155V154H29ZM32 155V154H31ZM43 155H44V153H43ZM66 155V154H65ZM65 155L63 156V157H65ZM72 155V156H73ZM151 155V156H152ZM199 155V154H198ZM197 155V156H198ZM201 155V156H202ZM204 155H206V154H204ZM213 155V154H212ZM221 155V154H220ZM219 155V156H220ZM11 156V155H10ZM16 156V155H15ZM15 156H11L13 159L15 158ZM17 156H19V154L17 155ZM25 156V155H24ZM37 156V155H36ZM47 157L49 156V155H46ZM68 157H69V155H67ZM77 156H79L78 154H77ZM77 156H76V158H77ZM147 156V155H146ZM151 156H148V158H152ZM175 156V155H174ZM191 155H190V157H192ZM197 156H195V158H197ZM201 156H198V157H201ZM210 156V155H209ZM208 156V157H209ZM3 157V156H2ZM21 157V156H20ZM44 157V156H43ZM55 157V156H54ZM53 157V158H54ZM60 157V156H59ZM82 157V156H81ZM172 157V156H171ZM176 157V156H175ZM186 157H184L185 159H186ZM207 156L205 157L206 158V160L208 159V160H210L209 158H208ZM4 158H6V157H3V159ZM7 158H9V157H7ZM19 158V157H18ZM23 158V157H22ZM50 158H52V157H50ZM58 158V157H57ZM62 158V157H61ZM71 158H75V157H71ZM142 158H144V157H142ZM146 158V157H145ZM192 159L191 161H194L195 162V160L196 159ZM216 158V157H215ZM215 158H214V160H215ZM234 158V157H233ZM26 159V158H25ZM30 159H32V157L30 158ZM29 159V160H30ZM37 159V158H36ZM60 158H58V160H59ZM65 159H67V158H65ZM147 159V158H146ZM171 159H173L174 160V158H170V160L169 161H171ZM180 160L182 159L183 160V158H179ZM189 158H187V160H188ZM220 159V158H219ZM229 159V158H228ZM2 160V159H1ZM18 159H16L14 162H16ZM33 160V159H32ZM46 160V159H45ZM44 160V161H45ZM53 160V159H52ZM58 160H57V162H58ZM70 160V159H69ZM69 160H68V162H69ZM83 160V159H82ZM88 160H86L87 162H88ZM186 160V161H187ZM200 159H198V161H199ZM202 160V159H201ZM200 160V162H202ZM204 161H205V159H203ZM207 160V161H208ZM47 161V160H46ZM50 161V160H49ZM72 161V160H71ZM79 161H80V158H79ZM86 161H83V163H86ZM175 161V160H174ZM188 161H190V159L188 160ZM197 160H196V162H198ZM203 161V162H204ZM228 161V160H227ZM11 162V161H10ZM18 162V161H17ZM48 162V161H47ZM53 162V161H52ZM56 162V161H55ZM81 162V161H80ZM89 162H93V161H89ZM88 162V164L90 165V163ZM195 162V164H194V167H196V163ZM200 162H198V163H200ZM206 162V161H205ZM209 162V161H208ZM207 162V163H208ZM230 162V161H229ZM25 163V162H24ZM23 163V164H24ZM36 163H38V162H36ZM61 163H63V160L61 161ZM71 163V164H72ZM177 164H179L178 163V161L176 162ZM181 163H183V162H181ZM185 163H187V162H185ZM185 163H183V164H179V165H181L182 166V169H183V165L184 166H187V165H189L190 163H188V164H186L185 165ZM191 163V164H192ZM206 163V164H207ZM210 163H211V161H210ZM224 163V162H223ZM9 164V163H8ZM13 164V163H12ZM26 164H28V160H27V163ZM34 164V163H33ZM42 164V163H41ZM50 164H51V162H50ZM58 163H56L55 165H57ZM79 162H78V168L80 167V166H82V165H80L79 166ZM82 164V163H81ZM88 164H86V165H88ZM119 164H123V165H125L124 166V169H122L123 167L122 166H120L119 167ZM172 164H174L173 162H172ZM192 164V165H193ZM17 165V164H16ZM37 165V164H36ZM42 165H44V164H42ZM64 165V164H63ZM66 165H70V164H65V166ZM84 165V164H83ZM192 165H189V166H191L192 167ZM201 166H202V164H200ZM200 165H198L199 167H200ZM208 166H209V164H207ZM207 165H204L205 167H202V168H206V169H208V166ZM20 166H21V164H20ZM23 166V165H22ZM47 166V165H46ZM50 166V165H49ZM54 166V165H53ZM60 166V165H59ZM64 166V167H65ZM93 166V165H92ZM172 166H175V164L174 165H172ZM177 166V165H176ZM207 166V167H206ZM223 166V165H222ZM228 166V165H227ZM40 167V166H39ZM86 167V166H85ZM122 167V168H121ZM158 167H160L159 169H161V171L158 169ZM211 167H214V166H211ZM211 167H209V169L211 170V172H212V169H211ZM219 167V166H218ZM4 168V167H3ZM3 168H1V166H0V170L2 169L3 170ZM30 168H33V166L32 167H30ZM47 168V167H46ZM54 168H56V167H54ZM53 168V169H54ZM61 168H62V166H61ZM87 168V167H86ZM85 168V169H86ZM90 168H91V166H90ZM93 168V167H92ZM177 168V167H176ZM176 168H174V169H176ZM181 169V167H178V170H179V174H180V169ZM186 168V167H185ZM184 168V169H185ZM187 168H188V166H187ZM193 168V167H192ZM192 168H190L189 167V170L191 171V169ZM215 168V167H214ZM220 168V167H219ZM224 168V167H223ZM27 169V168H26ZM65 169H66V167H65ZM68 169H69V167H68ZM79 169H81V168H79ZM78 169V170H79ZM95 169V168H94ZM181 169V171H183ZM28 170V169H27ZM37 170V169H36ZM39 168H38V171L37 172H39ZM46 170V169H45ZM58 170V169H57ZM78 170H76L77 172H79ZM87 170H88V168H87ZM92 170V169H91ZM96 170V169H95ZM94 170V172H97V171H95ZM98 170V169H97ZM135 172H134V171ZM159 170V171H158ZM202 169L200 168V171H201ZM228 170V169H227ZM42 171H44V169L42 170ZM65 171V170H64ZM64 171H61L62 173H64ZM119 171H122L121 173L123 174V171L125 172V173H127V172H130V171H133V174L131 175L132 177H130V175H129V180H130V184L129 183H127V181H125L126 183H125V187H122L120 184H116V183H114V178L116 177V175L118 174L119 175ZM187 172H188V169L186 170ZM196 171H198V169H196ZM199 171V172H200ZM215 171V170H214ZM7 172V171H6ZM6 172H5V175L3 174L2 176H6L7 175V177L9 176L8 174H6ZM45 172V171H44ZM60 172V173H61ZM92 173H93V171H91ZM90 172V173H91ZM178 172V171H177ZM199 172H198V174H199ZM3 173V172H2ZM26 173V172H25ZM59 173V174H60ZM99 173V172H98ZM124 173V174H125ZM176 172H174V174H175ZM184 173V172H183ZM182 173V174H183ZM196 173V172H195ZM195 173H194V175H195ZM201 173V172H200ZM221 173V172H220ZM219 173V174H220ZM227 173V172H226ZM74 174V173H73ZM75 174H76V172H75ZM76 174V175H77ZM94 174V173H93ZM96 174V173H95ZM94 174V175H95ZM100 174H102V173H100ZM174 174L172 175V177L170 178V180H169V182L170 181H172V183H173V180H174ZM185 174V173H184ZM190 175V173H187V175ZM191 174H193L192 172H191ZM197 174V175H198ZM202 174H204L203 172H202ZM202 174H200V175H202ZM210 173H208V176L209 177H214V176H210L209 175ZM211 174H215L214 172H212ZM216 174H218L217 172H216ZM215 174V175H216ZM222 174V173H221ZM63 174H61L60 175V177L62 176ZM91 175V174H90ZM90 175H88L89 177H90ZM117 175V176H118ZM138 175H141V176H143L144 177V179L143 180H141L142 182H143V184H141V183H139L138 182V178H137V176ZM188 175V176H189ZM200 175H198V176H195L196 178L197 177H199ZM207 174H205V176H206ZM64 176V175H63ZM85 176H86V178H88L87 177V175L85 174ZM106 176H105V178H106ZM175 176H177V175H175ZM179 176V175H178ZM183 177H184V175H182ZM182 176H180V178H182ZM185 176H186V174H185ZM204 176V177H205ZM208 176H206V177H208ZM6 177V178H7ZM10 177H12V176H10ZM10 177H8L7 178V180H9V179H12V178H10ZM92 177V176H91ZM114 177V178H113ZM119 177V176H118ZM219 176H217V178H216V176H215V178L213 179L214 180V182H213V184L214 183H216L217 181H219V178H218ZM6 178L4 179V180H6ZM22 177L20 176V179H21ZM37 178H39V177H37ZM85 178V179H86ZM124 178V177H123ZM125 178H128L127 176L125 177ZM184 178H186V177H184ZM196 178H195V180H196ZM202 178V177H201ZM16 179V178H15ZM18 179V178H17ZM16 179V180H17ZM83 179V180H82ZM100 179V180H101ZM175 179H177V178H175ZM189 181H190V179L189 178H187ZM200 179V178H199ZM216 179H218L216 182H215V180ZM54 180L56 181L55 183H58L59 185H60V188L58 189H56V192L55 193H50L49 195H47L46 193H44V195L42 194V192H41V188L44 190V188H45V190H47V188L46 187H48V185L50 184V182L51 181H53L54 182ZM116 181H117V178L115 179ZM118 180H119V178H118ZM122 180V177L120 178V181ZM124 180V179H123ZM122 180V182H124ZM126 180V179H125ZM165 180L167 181V179L165 178ZM178 180V179H177ZM177 180H176V184L179 186V182H181V181H179V182H177ZM180 180V179H179ZM194 180V179H193ZM193 180H191V184H192V181ZM201 180V179H200ZM208 180V179H207ZM212 180V179H211ZM10 181V180H9ZM8 181V182H9ZM12 181V180H11ZM22 181V180H21ZM84 181L86 182V184L84 183ZM88 181V180H87ZM96 181V182H95ZM165 181V182H166ZM197 181H199V180H197ZM206 181V180H205ZM13 182V181H12ZM101 182H99V184H101ZM122 182H120V183H122ZM168 181H167V183H169ZM183 182V181H182ZM181 182V186H183V183ZM186 182V187H187V185L188 186H190L189 184L190 183H187V181H185ZM201 182V181H200ZM207 183H208V181H206ZM11 183V182H10ZM14 183V182H13ZM167 183H164V184H167ZM171 183V182H170ZM169 183V184H170ZM201 183H203V182H201ZM53 184V183H52ZM84 184H85V186H84ZM88 184V185H87ZM175 184V185H176ZM205 184V183H204ZM204 184L202 185L203 187H205L204 186ZM14 185H16V184H14ZM22 185H24L26 188H22L21 186ZM92 185H95V184H92ZM168 185V184H167ZM167 185H165V186H167ZM176 185V186H177ZM193 186L195 185V184H192ZM191 185V186H192ZM200 185V184H199ZM7 186L9 187V186H12V184L11 185H8V183H7ZM57 186V185H56ZM55 186V187H56ZM86 186H88L87 187V189H86V191H85V189H84V187H86ZM101 186V185H100ZM161 186V187H160ZM181 186H180V188H181ZM201 185L198 187L197 185H196V187H198V189L200 188V187H202ZM4 187H6V185L4 186ZM3 187V188H4ZM51 187V186H50ZM82 187H83V189H82ZM95 187V186H94ZM163 187H164V185H163ZM169 187L171 188H169L170 189V191H171V194H172V189H173V187L172 186H170L169 185ZM202 187V188H203ZM13 188H14V186H13ZM39 188H40V190H39ZM68 188V189H67ZM176 188H179V187H176ZM189 188V187H188ZM192 189L194 188V187H191ZM206 188V187H205ZM9 189H11V188H9ZM15 189V191H17V189L16 188H14ZM26 189V190H25ZM55 189V188H54ZM65 189H67V191H66V194H64V195H61L60 196V198L59 197H57V196H59V194H61L62 193V191L63 190H65ZM163 189H166V188H163ZM175 189V188H174ZM195 189V188H194ZM197 189V188H196ZM195 189V190H196ZM28 190V191H27ZM50 190V189H49ZM104 190V191H103ZM111 190H114V192L113 191H111ZM177 190L178 189H176V191L175 192H177ZM180 190V189H179ZM179 190H178V192H179ZM182 190H185L186 191V189H185V187H184V189H182ZM189 190V189H188ZM11 191V190H10ZM14 191V192H15ZM18 191V192H19ZM27 191V192H26ZM53 191V190H52ZM89 192L88 194L86 193V192ZM93 191V190H92ZM107 191H109V193L108 194H106L107 193ZM163 191V190H162ZM169 191V192H170ZM174 191V190H173ZM200 191H201V188H200ZM199 190H197L196 192L198 193V192H200ZM205 191H207V190H205ZM2 192V191H1ZM7 192V191H6ZM13 192V193H14ZM47 192H48V190H47ZM61 192V193H60ZM113 192V193H112ZM135 192H137L139 195H140V193H142L143 195H141V196H148L147 197V199H143V198H137V197H134L135 195L133 194V193H135ZM158 192V191H157ZM174 192V193H175ZM177 192V193H178ZM189 192V191H188ZM187 192V193H188ZM191 192V191H190ZM196 192L195 193H193L192 192V194H195V196H196ZM2 193H4V192H2ZM20 193V194H21ZM26 193V196L24 195ZM63 193H65V191L63 192ZM62 193V194H63ZM83 195H86V198L85 199H82L81 197H83V196H81L82 194ZM97 193L99 194L100 192L99 191H97ZM101 193V194H102ZM105 193V194H104ZM159 193L161 194H163V193H165V191L164 192H161V190H159ZM182 193V194H181ZM183 191L182 192H180V193H178V194H181L182 196H178L176 193V195L174 194V196H177V197H183ZM201 193V192H200ZM202 193H204V189H203V192ZM200 194V195H203V194ZM205 193H207V192H205ZM204 193V194H205ZM7 194V193H6ZM11 194V193H10ZM14 194H16V193H14ZM29 194V195H30ZM34 194V195H33ZM92 194V195H91ZM96 194V193H95ZM158 194V193H157ZM161 194V195H162ZM199 194V193H198ZM3 196H5L4 194H2ZM22 195L20 196V197H22ZM138 195V197H140ZM166 195H169V194H166ZM185 196H187V194H184ZM16 196H18V195H16ZM31 196H28L27 198H28V200H30L32 197ZM136 196H137V194H136ZM159 196V195H158ZM173 196V195H172ZM171 196V197H172ZM184 196V197H185ZM188 196L191 198L192 196H190L189 195V193H188ZM199 198L200 197H202V196H199V195H197ZM1 197V196H0ZM10 198H11V196H9ZM13 198H15L14 196H12ZM19 197V196H18ZM18 197L17 198H15V202L17 201V199H18ZM56 197L57 198H59V200L58 199H56ZM134 197V198H133ZM162 197H163V195H162ZM170 197V196H169ZM168 197V198H169ZM187 198V199H190V198ZM204 197V196H203ZM206 197V196H205ZM207 197H209L208 195H207ZM6 199L8 198L7 196L5 197ZM4 198V199H5ZM94 198V197H93ZM105 198V199H106ZM161 198V197H160ZM164 198H166V197H164ZM172 198H174V197H172ZM176 198V197H175ZM186 198H184V200L186 199ZM210 198V197H209ZM1 199H3V197H1ZM0 199V201H2ZM5 199V202L4 203H7L6 205H8L9 206V208L11 209L12 208V205H11V203H9L10 201H13L12 199L11 200H6ZM22 199V201L24 200V202L26 201L25 199H23V197L21 198ZM20 199V200H21ZM111 199V200H110ZM169 199H171V198H169ZM178 199V198H177ZM179 199H181V198H179ZM195 199H198V198H195ZM201 199H203V198H201ZM207 199V198H206ZM19 200V199H18ZM18 201V202H14L13 204V207L15 208V209H19L20 207L22 208V204H21V201ZM28 200H27V202H28ZM34 200V199H33ZM95 200H98L97 198H95ZM126 202L127 201V205H125L124 207H122V204L120 205V203L122 202V203H124V201ZM167 200V202H169V200L168 199H166ZM191 200V199H190ZM212 199H210V201H211ZM213 200H215V199H213ZM129 201V202H128ZM174 201H175V199H174ZM180 201H183V199L182 200H180ZM187 201V200H186ZM193 201H194V199H193ZM198 201H199V199H198ZM201 201V200H200ZM203 201V200H202ZM205 201V200H204ZM217 200H215V202H216ZM229 201V200H228ZM227 201V203H229ZM95 202H99V200L98 201H95ZM105 202V201H104ZM154 201L152 200V203H153ZM158 202H160V201H158ZM175 202H178V200L177 201H175ZM188 202H190V201H188ZM195 202V201H194ZM194 202H191V204H194ZM206 202V201H205ZM212 202V201H211ZM214 202V206H215V203ZM219 202V201H218ZM225 202V201H224ZM223 202V203H224ZM30 203V202H29ZM96 203V204H97ZM152 203H150V204H152ZM156 204H157V202H155ZM160 203H162V202H160ZM179 203V202H178ZM178 203H176V205L178 204ZM181 204H182V206H184L183 205V203L184 204H186L184 201H183V203L182 202H180ZM196 203V202H195ZM203 203V202H202ZM227 203H225V204H227ZM1 204H2V202L0 203V206H1ZM31 204V205H32ZM82 204L83 205H85L86 206V208L83 210V208H82ZM100 204H102V202L100 201V203H99V206H100ZM107 204V205H108ZM155 204V205H156ZM163 204V203H162ZM173 204V203H172ZM199 204H201V202L199 203ZM213 204V203H212ZM217 204H219V203H217ZM26 205V204H25ZM93 205H94V207H93ZM98 205V204H97ZM102 205H104V204H102ZM164 205H166L167 206V203H165V204H163V206ZM169 205H170V203H169ZM168 205V206H169ZM175 205V206H176ZM187 205V204H186ZM186 205L184 206V207H186ZM203 204H201L200 206H202ZM207 205H211V204H207ZM224 205V204H223ZM223 205H221V206H223ZM24 206V205H23ZM27 206V205H26ZM98 206V209L100 208ZM162 206V205H161ZM163 206L161 207L162 209H163ZM174 206V207H175ZM179 206V205H178ZM199 206V207H200ZM204 206H206L205 204H204ZM213 206V207H214ZM218 206H220V205H218ZM218 206H215V207H217V208H219ZM225 206V205H224ZM228 206H230V205H228ZM3 207V206H2ZM28 207V206H27ZM26 207V208H27ZM108 206H106V208H107ZM126 207V209H124ZM181 207V206H180ZM183 207V208H184ZM193 208V206H191L190 205V207L188 206V207H186V208ZM198 207V206H197ZM197 207H196V209H197ZM198 207V208H199ZM20 208V209H21ZM32 208V207H31ZM102 209L104 208L103 206L101 207ZM101 208L99 209V210H101ZM167 208H169V207H167ZM165 209V211L166 210H169V211H171V207L169 208V209ZM176 208H178V207H176ZM191 208V210H193ZM8 209V208H7ZM28 209V208H27ZM30 209V208H29ZM39 209V210H38ZM108 209V208H107ZM107 209H106V211H107ZM196 209H194V210H196ZM203 209V208H202ZM5 210H6V208H5ZM96 210V211H95ZM98 210V211H99ZM105 210V209H104ZM103 210V211H104ZM158 210V209H157ZM184 210H185V208L182 210L183 212H184ZM199 210H201L200 208H199ZM198 210V211H199ZM15 211V210H14ZM18 211V210H17ZM30 211H33L34 212V210H30ZM82 213H81V212ZM95 211V212H94ZM112 211H113V213H112ZM159 211V210H158ZM177 211H179L180 212V210H176V212ZM181 211V212H182ZM197 211V212H198ZM222 211V210H221ZM4 212H6V211H4ZM24 212V211H23ZM33 213L32 215H33V217L32 218H36V216H37V214H38V212L37 213ZM162 212H164L163 210H162ZM168 211H166V213H167ZM178 212V213H179ZM180 212V213H181ZM182 212V213H183ZM197 212H196V214H197ZM206 212H207V210H206ZM247 212V211H246ZM17 213V212H16ZM21 213H22V211H21ZM28 213H30V212H28ZM32 213V212H31ZM109 213H111V214H109ZM161 213V212H160ZM168 213H170V212H168ZM168 213H167V215H168ZM172 214H173V212H171ZM175 213V212H174ZM179 213V215H181ZM186 213H187V215H189L190 214V212H188V211H186L185 213H184V216L186 215ZM189 213V214H188ZM211 213V212H210ZM209 213V214H210ZM227 213V212H226ZM1 214V213H0ZM5 214V213H4ZM7 214H8V212H7ZM6 214V216L7 217H10V212H9V215H7ZM13 214H14V212H13ZM35 214V215H34ZM171 214V215H172ZM193 214V215H192ZM202 214V213H201ZM201 214L199 215V216H201ZM213 214V213H212ZM215 214H216V212H215ZM219 214V213H218ZM253 215H254V213H252ZM252 214H250V217L252 216ZM31 215V216H32ZM41 215H40V217H41ZM164 215H165V213H164ZM186 215V216H187ZM211 215V214H210ZM226 215V214H225ZM225 215H223V216H225ZM239 215V214H238ZM243 215V214H242ZM14 216V215H13ZM18 216V215H17ZM39 216V215H38ZM38 216H37V219H38ZM173 216V215H172ZM183 216V217H184ZM189 216H193V217H191V218H193L194 219V213H191ZM198 216V217H199ZM216 216V215H215ZM215 216L213 215V218H215ZM218 216V215H217ZM216 216V217H217ZM0 217H1V215H0ZM12 217V216H11ZM170 217V216H169ZM168 217V218H169ZM183 217H181L182 219H181V221L182 220H184L183 219ZM196 217V216H195ZM238 217V216H237ZM253 217V216H252ZM48 218H47V220H48ZM114 218H116V221H115V219ZM164 219L166 218V217H163ZM173 218V217H172ZM176 218V219H175ZM175 218H174V220L176 221H173L175 224H179V223H177L178 222V220H179V222H180V216H179V218L177 219V214H175ZM185 218V217H184ZM191 218H185L186 219V222H187V220H189V222H187V223H190L191 221V223H194L193 222V220L191 219ZM197 218V217H196ZM195 218V219H196ZM203 218V217H202ZM218 218V217H217ZM216 218V219H217ZM253 218H255V217H253ZM252 218V219H253ZM11 219H13V218H11ZM16 218H15V216H14V219L13 220H15ZM30 219V218H29ZM40 219H42L43 220V216L40 218ZM39 219V220H40ZM114 219V220H113ZM170 219V218H169ZM169 219H167V221L169 220ZM191 219V220H190ZM194 219V220H195ZM198 219V218H197ZM249 219V218H248ZM251 219V218H250ZM256 219V218H255ZM13 220H10V223H11V221L13 222ZM25 220V219H24ZM34 220V219H33ZM203 220V222L206 224V225H209V228L211 227V224H212V221H213V219H212V216L211 217H208V216H206L205 215V218L204 219H202ZM219 220V219H218ZM254 220V219H253ZM257 220H259L258 218H257ZM7 221H9V219L8 220H4L3 218H0V226H1V231L5 228L4 227V225L6 224V223H9V222H7ZM29 221V220H28ZM34 221H36V220H34ZM41 221V220H40ZM53 221V220H52ZM56 221V220H55ZM199 221H201V220H199ZM247 221V220H246ZM252 221V220H251ZM250 221V222H251ZM45 223H46V221H44ZM57 222V221H56ZM60 222H62V221H60ZM69 222V221H68ZM170 222V221H169ZM183 222V221H182ZM184 222H185V220H184ZM222 222V221H221ZM254 222H255V220H254ZM28 223H30V222H28ZM45 223H43V224H45ZM48 223H49V221H48ZM51 223V222H50ZM168 223V222H167ZM166 223V225L165 226H167V225H169V223L167 224ZM171 223V222H170ZM200 223L201 222H199V224H194L195 226H199V228L203 225V223H201V225H200ZM218 223V222H217ZM248 223V222H247ZM43 224H41V225H43ZM61 224V223H60ZM64 224H66V222H64ZM68 224V223H67ZM183 224V223H182ZM185 224V223H184ZM184 224H183V226H181V223L179 224V226H181L182 227V229H181V227L179 228V229H181L184 233H185V231L188 229V228H185L184 227ZM204 224V225H205ZM218 224H220V223H218ZM228 224V223H227ZM235 224V223H234ZM251 224H253V222L251 223ZM8 225V224H7ZM30 225H31V223H30ZM45 225H47V223L45 224ZM134 225V227H132ZM174 225V224H173ZM194 225H192V226H194ZM214 224H212V227L214 228V226H213ZM217 225V224H216ZM10 226H12V225H10ZM48 227H47V233L49 234V233H51V229H50V227H49V225H47ZM115 227V228H117L118 226H120L121 227V232H117V231H115V230H111L110 228L111 227ZM186 226H191V224H189V225H187L186 224ZM253 226V225H252ZM257 226V225H256ZM15 227V226H14ZM56 227V226H55ZM59 227L61 228L62 226H60L59 225ZM67 227V226H66ZM71 227V228H72ZM112 227V228H113ZM120 227H118V228H120ZM170 227V226H169ZM173 227V226H172ZM204 227H206V226H203V228ZM208 227V226H207ZM206 227V228H207ZM216 227V226H215ZM235 227V226H234ZM236 227H237V225H236ZM255 226H253V231H255L254 228ZM258 227V226H257ZM17 228V227H16ZM42 228V227H41ZM53 228V227H52ZM167 228V227H166ZM174 228H177L178 229V227L176 226H174ZM185 228V229H184ZM198 228V229H199ZM221 228V227H220ZM259 228V227H258ZM26 229V228H25ZM179 229H178V233L180 232L181 233V231H179ZM191 229L193 230V229H197V227L196 228H192L191 227ZM201 229V228H200ZM199 229V230H200ZM216 229H218V227L216 228ZM249 229V228H248ZM262 228H260V230H261ZM22 230V229H21ZM42 230V229H41ZM68 230V229H67ZM189 230H190V227H189ZM208 230V229H207ZM207 230H204L205 232H206V234H209V232H207ZM224 230V229H223ZM233 230H234V228H233ZM232 230V231H233ZM260 230H258V232L260 231ZM25 231V230H24ZM27 231V230H26ZM29 231V230H28ZM70 231V230H69ZM111 231H112V234H116V232H117V234H118V236L115 238L113 235H111V234H109V233H111ZM115 231V232H114ZM129 231H130V233H129ZM166 231H167V229H166ZM170 232H172L171 231V229L169 230ZM176 232H177V230H175ZM208 231H210V230H208ZM213 231V230H212ZM214 231H215V228H214ZM251 231V230H250ZM262 231H263V229H262ZM19 232V231H18ZM30 232V231H29ZM40 232V231H39ZM43 232H44V230H43ZM61 232V231H60ZM114 232V233H113ZM168 232V231H167ZM182 232V233H183ZM228 232V231H227ZM21 233V232H20ZM27 233V232H26ZM52 233H53V230H52ZM174 233L175 232H172V234H173V238H175L174 237ZM182 233H181V235H182ZM183 233V234H184ZM189 231L187 232V234H186V237H188V235L190 236V234H192V233H189ZM196 233V232H195ZM194 233V234H195ZM218 234V232H215V235L217 236V234ZM222 233V232H221ZM253 233V232H252ZM260 233H262V232H260ZM17 234V233H16ZM55 234H58V232H56ZM60 234H62V232L60 233ZM60 234H58L59 236H60ZM63 234H65V233H63ZM74 234V233H73ZM123 234H124V237H126V238H128V236H127V234L125 235V233L123 232L122 234H121V237L123 236ZM167 234H169V233H167ZM197 234V233H196ZM199 234V233H198ZM222 234H224V233H222ZM25 235V234H24ZM57 235V236H58ZM78 235V234H77ZM231 235V234H230ZM255 235V234H254ZM257 235H258V233H257ZM2 236V235H1ZM29 236H30V234H29ZM33 236V235H32ZM36 236V235H35ZM65 236V235H64ZM168 237H170L169 235H167ZM177 236V235H176ZM184 236V235H183ZM194 236H197V235H194ZM218 236H219V234H218ZM217 236V237H218ZM226 236V235H225ZM225 236H223V237H225ZM260 236V235H259ZM19 237V236H18ZM75 237H76V235H75ZM130 237V236H129ZM199 237V238H198ZM221 237H222V235H221ZM229 237V236H228ZM257 237V236H256ZM261 237V236H260ZM4 238V237H3ZM14 238V237H13ZM71 238V237H70ZM113 238H115L114 240H113ZM126 238H125V241H126ZM173 238H172V240H170V241H172L173 242ZM183 238V237H182ZM191 238H194L193 236L191 237ZM196 238H198L200 241L203 239L202 238V236H201V239H200V236H197ZM194 239V240H197L198 241V239ZM206 238V237H205ZM209 238V237H208ZM218 238H220V237H218ZM230 238V237H229ZM233 238V237H232ZM261 238H263V236L261 237ZM12 239V238H11ZM16 239V238H15ZM18 239V238H17ZM31 239V238H30ZM49 239V238H48ZM59 239H62V238H60L59 237ZM141 239L142 240H144V242L145 241H147V242H143V241H141ZM166 239V238H165ZM167 239H171V238H167ZM186 239V238H185ZM189 239V238H188ZM212 239V240H211ZM237 239V238H236ZM259 239V238H258ZM6 240V239H5ZM20 239H18V241H19ZM36 240V239H35ZM47 240V239H46ZM53 239H51L50 241H52ZM65 240V239H64ZM63 240V241H64ZM117 240H119V238L117 239ZM120 240L121 241H123V239L122 238H120ZM180 240V239H179ZM183 240V239H182ZM192 241L193 239H189V241ZM207 240V239H206ZM210 240L213 242V238H212V236H210ZM222 240H224V239H221V242H222ZM227 240H228V238H227ZM232 240V239H231ZM235 240V239H234ZM233 240V241H234ZM8 241H10L9 239H8ZM7 241V242H8ZM15 241H17V240H15ZM30 241V240H29ZM28 241V239L26 238V243L27 244H29L30 242ZM48 241V240H47ZM95 241V242H94ZM120 241V244L122 243ZM125 241H123V244L125 243ZM178 241V240H177ZM185 241V240H184ZM187 241V240H186ZM199 241V245H197V247H199L200 245H201V243H204V242H200ZM202 241H204V240H202ZM208 241V240H207ZM211 241H209L208 242V246L207 247H205L204 249H205V253L206 252H209V253H206V257H209V260L208 259H206V260H208V261H210V262H213L214 264H217L216 262H215V260L216 259H218V258H216L214 255L216 254L215 252H214V249H213V252L215 253V254H213V252H211L212 251V248H213V246L211 247V244H217L218 246H219V244H221V242L218 244L217 242H216V240L214 241V243H212ZM217 241H218V239H217ZM220 241V240H219ZM259 241H261V240H259ZM22 242V241H21ZM55 242V241H54ZM64 242H66V241H64ZM129 242H128V244H129ZM174 242H176V241H174ZM206 242V241H205ZM210 242H211V244H210ZM216 242V243H215ZM229 242V241H228ZM18 243V242H17ZM68 243V242H67ZM96 243V244H95ZM115 243H116V241H115ZM197 243V242H196ZM223 244L225 243V242H222ZM51 244H52V242H51ZM65 243H63V244H61V245H64ZM122 244V248H123V245ZM155 245V247L154 248H151V245ZM177 244V243H176ZM183 244V243H182ZM190 244V243H189ZM194 244V242H192V245ZM210 244V245H209ZM26 245V244H25ZM60 245V244H59ZM60 245V246H61ZM119 245V244H118ZM170 245V244H169ZM168 245V246H169ZM174 245V244H173ZM204 245H205V243H204ZM229 245V244H228ZM227 245V249L230 247V246H228ZM10 246V245H9ZM14 246V245H13ZM29 246V245H28ZM54 246H55V244H54ZM65 246V245H64ZM64 246H61V247H64ZM167 246V244L165 245V247ZM168 246L166 247V248H168ZM170 246H172V245H170ZM175 246V245H174ZM179 246V245H178ZM182 246V245H181ZM224 246H226V243H225V245ZM232 246V245H231ZM234 246H236V245H234ZM1 247V246H0ZM19 247V246H18ZM36 247V246H35ZM66 247V246H65ZM68 247H70L69 248V250L70 251H68V253L69 252H71V251H73V249L71 250V248L73 247V246H68ZM121 247V246H120ZM127 246H124V249H127L126 248ZM164 247V248H165ZM184 246H182L181 248H183ZM202 248L204 247L203 246V244H202V246H201ZM201 247H199L201 250H202V248ZM220 247H222V245L220 246ZM11 248V247H10ZM15 248V247H14ZM14 248H13V250H14ZM30 248V247H29ZM32 248V247H31ZM30 248V251L32 250V252H33V248L31 249ZM42 248V247H41ZM67 248V247H66ZM103 248V249H102ZM176 248H178V247H175V250H176ZM180 248V247H179ZM178 248V249H179ZM185 248V247H184ZM191 248V247H190ZM189 248V249H190ZM199 248L197 249V250H199ZM223 248V247H222ZM231 248V247H230ZM1 249V248H0ZM44 249V248H43ZM62 249V248H61ZM68 249V248H67ZM82 249H83V247H82ZM81 249V250H82ZM111 249H114L113 251L111 250ZM123 249V250H124ZM161 249V250H160ZM169 249V248H168ZM173 249V248H172ZM177 249V250H178ZM187 249V248H186ZM185 249V250H186ZM211 249V250H210ZM215 249H218L219 250V247L218 248H216L215 247ZM253 249V248H252ZM260 249V248H259ZM258 249V250H259ZM11 250V249H10ZM37 250H38V248H37ZM55 250V252H56V250H58V249H54ZM60 250V249H59ZM75 250V249H74ZM80 249L78 250V251H81ZM87 250V249H86ZM90 250H92V249H90ZM101 250H104V251H101ZM116 250H118V249H116ZM121 250V249H120ZM167 250V249H166ZM182 249H180L179 250V254L182 252L181 251ZM188 250V249H187ZM192 251L194 250V249H191ZM190 250V251H191ZM230 250V249H229ZM246 250V249H245ZM35 252H36V250H34ZM77 251V250H76ZM126 251V250H125ZM163 252H164V250H162ZM173 251V250H172ZM227 251V250H226ZM226 251H224V252H226ZM234 251V250H233ZM232 251V252H233ZM252 251V250H251ZM256 251H257V249H256ZM19 252V251H18ZM29 252V251H28ZM43 252V251H42ZM46 252V251H45ZM59 252V251H58ZM62 252V251H61ZM65 252V251H64ZM67 252V251H66ZM89 252V251H88ZM108 253V254H104V253ZM118 252V251H117ZM121 252V251H120ZM120 252H118V254H117V256L118 255H120L119 253ZM169 252L170 253H173V252H171L170 251V249H169ZM188 252V251H187ZM187 252H185L187 255H188V253ZM195 252H198V251H195ZM194 251H193V253H195ZM202 252V253H201ZM218 252V251H217ZM223 252V253H224ZM244 252V251H243ZM242 252V253H243ZM260 252V251H259ZM258 251H257V253H259ZM262 252V251H261ZM1 253V252H0ZM3 253V252H2ZM26 252L22 249V251H21V253H19V254H25ZM38 253V252H37ZM41 253V252H40ZM60 253V252H59ZM72 253V252H71ZM71 253H69L66 257H67V260H64V262L65 263H63V264H73V263H80V262H78V261H76V262H73V257H72V255L73 254H71ZM122 253V252H121ZM127 253V251L125 252V254ZM131 253V252H130ZM161 253V252H160ZM166 253V252H165ZM175 254H171V255H176V252H174ZM177 253V254H178ZM193 253H191V254H193ZM230 253V252H229ZM4 254V253H3ZM11 254V253H10ZM14 254V253H13ZM12 254V255H13ZM45 254V253H44ZM52 254V253H51ZM56 254V253H55ZM71 254V255H70ZM122 254H124V252L122 253ZM121 254V255H122ZM124 254V255H125ZM178 254V255H179ZM198 254V253H197ZM201 254V256L204 254V252L203 251H200V253H199V255ZM209 254V255H208ZM211 254V255H210ZM219 254V253H218ZM231 254V253H230ZM235 254H236V252H235ZM7 255V254H6ZM27 255L31 258H34L36 261H37V263L36 264H44V259H45V261L47 260L46 258H41V257H38V256H36V257H34L33 255L31 256V254L29 255L28 253H27ZM106 255H108V256H106ZM127 255L129 256V254L127 253ZM134 255V254H133ZM141 255V257H143ZM160 255V254H159ZM186 255V256H187ZM208 255V256H207ZM225 255H227V254H225ZM240 255H243V254H241L240 253ZM1 256V255H0ZM4 256V255H3ZM15 256V255H14ZM27 256V257H28ZM40 256V255H39ZM45 256V255H44ZM50 256V255H49ZM52 256H53V254H52ZM63 256V255H62ZM112 256H114V255H112ZM111 256V257H112ZM117 256L115 255V258H117ZM132 256V255H131ZM169 254H168V256H166V257H168L169 258ZM182 256V255H181ZM192 256V255H191ZM197 256V255H196ZM258 256V255H257ZM28 257V258H29ZM87 257V256H86ZM127 257V256H126ZM133 257V256H132ZM131 257V258H132ZM136 257V256H135ZM141 257H139V258H141ZM184 257V256H183ZM204 257V256H203ZM214 257L216 258L215 260H214ZM219 257V256H218ZM230 257V256H229ZM232 257H234V254H233V256ZM236 258H238L237 256H235ZM241 257V256H240ZM243 257V256H242ZM246 257V256H245ZM244 257V258H245ZM250 257V256H249ZM248 257V258H249ZM1 258V257H0ZM23 258H25V256L23 257ZM22 258V259H23ZM27 258V259H28ZM58 258V257H57ZM75 258V257H74ZM89 258V257H88ZM121 258V257H120ZM181 259H183L182 257H180ZM179 258V259H180ZM185 258V257H184ZM220 258V257H219ZM4 259V258H3ZM19 259V258H18ZM59 259V258H58ZM61 259V258H60ZM66 259V258H65ZM90 259V258H89ZM92 259H97V257H96V255L95 256H93V258ZM119 259V258H118ZM123 259V258H122ZM127 259V258H126ZM167 259V258H166ZM186 259L187 260H189L188 259V257H186ZM193 259V258H192ZM195 259V258H194ZM223 260H224V258H222ZM221 259V260H222ZM228 259V258H227ZM239 259V258H238ZM237 259V260H238ZM6 260V259H5ZM11 260V259H10ZM21 260V259H20ZM26 260V259H25ZM29 260V259H28ZM31 260V259H30ZM52 260V259H51ZM93 260V261H94ZM141 260L143 261V258H141ZM141 260L139 261V263L141 264ZM185 260V259H184ZM197 260H198V258H197ZM206 260H203L204 262H206ZM212 260V261H211ZM221 260H219V261H221ZM240 260V259H239ZM239 260H238V262H239ZM246 260H249V259H246ZM33 261V260H32ZM54 261V260H53ZM56 261V260H55ZM91 261V260H90ZM99 261V260H98ZM111 261V260H110ZM119 261V260H118ZM122 261V260H121ZM127 261H130V263L132 264V260H130V256H129V260H127ZM181 261V260H180ZM179 261V262H180ZM190 261H193V262H195L194 260H191L190 259ZM200 261H201V259H200ZM225 261H226V259H225ZM228 261H229V259H228ZM5 262V261H4ZM22 262H23V260H22ZM21 262V263H22ZM25 262V261H24ZM34 262V261H33ZM47 262V261H46ZM62 262V261H61ZM120 262V261H119ZM174 262H176V261H174ZM174 262H173V264H174ZM179 262H176V264L177 263H179ZM186 262V261H185ZM203 262V263H204ZM222 262V261H221ZM231 262H233V264H234V261H232L231 260ZM241 262V261H240ZM56 263V262H55ZM90 263V262H89ZM138 263V264H139ZM188 263H190V262H188ZM187 263V264H188ZM198 263H199V260H198ZM197 263V264H198ZM201 263H202V261H201ZM202 263V264H203ZM207 263V262H206ZM235 263H236V261H235ZM251 263V262H250ZM253 264H254V262H252ZM260 263H262V262H260ZM1 264H3V262L1 263ZM18 264H20V263H18ZM96 264V263H95ZM117 264V263H116ZM123 264V263H122ZM133 264H135V263H133ZM144 264V263H143ZM146 264V263H145ZM165 264V263H164ZM184 264V263H183ZM193 264V263H192ZM209 264V263H208ZM220 264V263H219ZM237 264V263H236Z\"/></svg>",
  "mask_w": 264,
  "mask_h": 264
}]
</instances>
